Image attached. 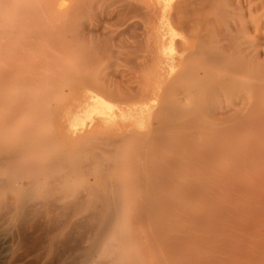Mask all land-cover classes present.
<instances>
[{
    "label": "rangeland",
    "instance_id": "rangeland-1",
    "mask_svg": "<svg viewBox=\"0 0 264 264\" xmlns=\"http://www.w3.org/2000/svg\"><path fill=\"white\" fill-rule=\"evenodd\" d=\"M9 3H8V2ZM33 1V2H32ZM32 1H28V0H0V14H1V16H0V29H3V30H0L1 31V34H0V38H1V40L4 42V39L6 38H8V40H6V42L7 43H5L4 42V45L6 44V46H8L7 48H5V49H3V51H0V52H2V53H7V56H11V54L9 53L10 52V50L9 49H11V48H9V46H11L12 47V45H13V47H12V49H11V53H12V58H13V54H15V55H19V53H20V55L22 56V55H24L25 54V57H26V55H27V57L28 56H30V54H32L31 56H33V60H30L32 63H28L27 62V59H32L31 57L30 58H27L26 57V62L24 61V59H22L23 61H24V63H28L26 66L23 64H21L22 65V67L24 68H22V70H25V71H23V72H25V74H27L26 76L27 77H31V76H33L32 77V79H34V81H35V78H34V76L35 77H39V78H41V76H42V78L44 79H41L40 81H38L39 83L40 82H42V83H40V85H38V89L39 90H37V89H33V91L32 92H34V95H33V93H30L31 91L30 90H32V88L30 89L29 87H31V86H28L25 82H23V83H25V85H27L26 86V88L27 89H30L29 91L30 92H28V90H26V89H21V87H19V85H18V89L20 88L21 89V91H22V95H23V93H30L29 94V96L27 97V95H28V93H27V95H25L26 97L25 98H27L25 101H23V103L24 102H26V103H24V105L26 104V107H22V110L23 111H21V110H19V105L21 104V102H20V104H19V101H18V99L20 98L19 97V94L18 93H20V92H17L16 90L17 89H15V87L17 88V84L19 83H17V79H16V77H15V83H11V81L12 82H14L13 81V79L11 80V78L12 77H14V76H19V75H21L22 74V72H21V69L19 70V68H18V70L21 72V74H20V72L17 70V73H18V75H17V73L15 72H13L14 70H16V69H14V70H12V72L10 73L9 72V70L7 71V72H9V76L7 77L8 79L10 78V76H12V75H14V74H16V75H14V76H12L11 78H10V84H13L14 86H12L14 89H12L11 90V85H9L10 87V90H9V88H8V86L7 85H4V84H2V85H4V86H6L5 88H4V86H3V88L5 89V91H6V93L8 92V91H13V92H11V93H14V91H15V93L14 94H16L15 96L17 97V94H18V99L16 100V97L15 96H11V93L10 92H8L7 94H9L11 97L9 98L8 96H7V94H4V95H6L9 99H11V101L13 102V107H12V105H10V103H11V101L10 100H8V99H6L7 100V102L9 103V104H7L6 106L5 105H3V104H6L7 102H6V100H3L2 98H0L1 99V101H2V108L4 109V110H6L5 108H7V109H12V111H14V110H17L18 109V111L19 112H21V113H17V111H15V112H13V114H14V116H13V114L12 113H9V112H12L11 110L9 111V110H7L6 112H8V113H5V111L4 110H1L2 111V113H1V115H6V114H8L7 116L9 117H12L11 119L14 121V120H16V119H18L17 121H14V126L12 125V123H13V121H9L10 122V124H7V125H5V126H7V127H5L6 129H8V131L6 132V130L4 129V128H2L3 130H2V132H3V134H4V136H2L3 134L1 133V128H0V137H2L1 138V142H0V150H1V148H2V152L1 153H4L5 152V155L7 156H9V154H11L12 156L14 155L13 154V151L15 152V148H16V150H19L20 148H25V149H27V147H26V145L27 146H29V141H27V140H30L31 139V143L34 145V146H32L33 147V149H36L35 147H36V144L37 145H39V144H41L40 146H44L45 148H42L43 149V151L44 150H46L47 152H48V154H49V152H51L49 155H51V156H54V154H55V156L53 157L54 159H55V161L57 162V165L55 164V166H58V167H53L52 165H51V168H53L54 170H55V172H56V175H57V172H58V174L59 175H63V177H64V179L66 180V185H67V187H69V189H74V184H75V187L77 186V189H80V187L78 188V185L79 186H81L82 187V189H80V190H82V192H84V194L85 193H87V194H85V195H87L88 197H93L94 196V193H92V192H96V191H98L96 188L98 187V188H103V191H104V194H105V192H106V190H108V188L110 189V190H108L107 192H111L112 191V194H113V196L111 195V193H110V195H109V197L110 196H112L113 198H115L116 197V195H117V192L118 191H120L119 193H118V195L119 194H121V195H119L120 197H118L119 199L120 198H123V200L122 199H120V200H122V201H120L119 199V202L121 203V202H123V205H121L120 203H118V207H119V205H120V207H119V209L122 207V206H124L123 208H121V210H119V212L120 211H123V212H121L122 214H123V216L120 218L121 220H122V222L124 223H121V221H120V225H118L117 226V231H119V233L117 234V238H124V237H126V239L128 238V240L127 241H125V243H127V242H129V244L127 243V245L123 242V240L122 241H118L117 242V244H116V246H119V248L121 247V246H128V247H130L129 249L131 250V248L133 249V250H131V251H134V252H138L139 251V253H142L143 254V252H144V254H145V256L147 257V255H149L148 256V260L150 261V263H152V262H154L153 261V259L151 258V257H155V256H158V255H167L168 256V259H170L169 258V256L171 257V259L173 260V262H172V264H177L178 262H180L179 264H182V262H183V264H188V263H190V264H197V263H200V264H202L203 263V261H204V263L203 264H237L238 262H237V257L235 256V255H237V252L236 251H234V250H237V248L234 246V247H232V246H230V244L229 243H231V245L233 244L232 242H234L235 240H237V236L234 234H232L233 236H235V239H233V237L232 236H230V233H231V231H233L234 230V228H235V230L237 229V227H236V224H237V222H236V216H235V211H232V207L231 208H228V210L227 209H225V208H227V206H225V208H224V210H226V212L223 210L222 211V214H221V212L220 213H218L219 215H217V219H207L206 218V216L208 215V217H210V215H209V213L211 214L212 212H215V211H218V210H215V211H213L215 208H216V206H214V204L216 205L217 203H218V201H219V199H222V197H223V199H225V200H222V201H219V202H221V203H223V205L226 203L227 205L229 204V203H231V205H235L236 204V202H237V192H233L234 190L232 189L231 190V187H229L228 186V183H227V178L226 177H223V178H221V179H223V180H221L220 178V180H216V181H214V180H211V182H208L207 180H205V179H203V177L201 178L200 176L202 175V173H203V170L204 171H206V169H207V172L211 169V167L208 165V164H213L214 166H215V164H216V161H215V163H213V161H210V162H212V163H210L208 160H206L205 159V157L207 158V156H209V160H210V158L212 157V159L214 158V159H216V160H218L219 159V156H217V154L219 153H217V147H215L216 149H214V150H217L216 152H213L212 150L210 151V148H209V150H207V151H210V152H213L214 154H216V156L218 157H216L215 155H213L212 153V155H210V153H208L209 155H207V156H205V154L203 153V152H206L205 151V149H208V146H211L208 142L211 140V141H213L214 139V135H216L215 136V138H217L218 136H217V134L219 133L217 130H222V129H220V128H223V127H226L227 126V133L228 134H230L229 133V131H231V129L230 130H228L230 127H231V125H232V123L230 122L232 119H230V120H228V116L230 117V115L232 116V115H235L236 113L239 115V112H237L238 110V108L236 109V113H234V112H232L233 110L232 109H235L234 107H236V106H238L239 104H240V99L239 98H241V96L239 95V94H242L240 91L242 90L241 89V87L239 86H237V85H239V82H240V79H241V74L239 73V69L237 68L236 69V65L238 66V64H236V62H235V65L234 64H232V62H230V61H232V59H234L233 58V56H230V54H232V52L234 53H236L237 55H238V53L236 52V51H231V49L233 50H235V47L236 46H234L233 45V47L234 48H232V44H234V42H235V45L236 44H238L237 46L238 47H240V49H241V51H243L244 50V48L247 46V45H254V44H257V45H263L264 44V41H263V39H264V11H262L263 10V8H264V0H260L261 1V3H260V1L259 0H183L184 1V4L182 3L183 1L182 0H180L178 3H177V0H128V2H127V0H125V1H123L124 2V4L120 1V0H108V2H107V0H95L96 2H94L93 3V0H91L90 2L91 3H93L94 5H92V4H90L89 2H87V4L89 5H86V3H81V2H83V0L81 1V0H57V2H56V0H53V1H55L54 3H53V1L51 2H49V0H43V1H46V2H49V3H51V8H50V4L49 3H45V2H43V5H42V0H32ZM38 1H39V4H38ZM65 1H66V3H65ZM76 1H78V4H77V2ZM88 1V0H87ZM112 1H115V2H112ZM131 1V2H130ZM187 1V2H186ZM197 1V2H196ZM211 1V2H210ZM222 1H223V3H222ZM234 1H235V3H234ZM257 1H259V4H258V2ZM263 1V2H262ZM2 2V3H1ZM6 2V3H5ZM13 2V3H12ZM20 3V5H19V3ZM32 4L33 3V5L31 6L30 5V3ZM61 2H62V5H60L61 4ZM79 2L81 3V4H79ZM84 2H86V0L84 1ZM138 2V3H137ZM190 2H192V3H190ZM4 3V4H3ZM29 3V5L31 6V7H29V5H28V7H24L25 6V4H28ZM45 3V4H44ZM53 3V4H52ZM56 3V4H55ZM75 3H76V5H75ZM98 3V4H97ZM102 3V4H101ZM117 3H118V5H117ZM129 3L131 4V6H130V8L133 6V8H129L130 9V11H128V10H126L125 8H127V7H129ZM137 3V5L135 6V4ZM202 3V4H201ZM218 3H220V4H222V5H224L223 6V9L224 10H226V13H225V11L223 10V9H221V10H223V11H221V10H219L220 11V13L218 12V11H216L217 9H220L221 7H222V5H221V7H219L220 6V4H218ZM232 3V4H231ZM234 3V4H233ZM10 4V5H9ZM16 4V5H15ZM22 4H24V6H23V9L24 10H21V9H19L17 6L19 5L20 7H21V5ZM48 5L47 7H46V9H49V10H45V11H43L42 12V9L40 8V7H42V6H44L45 7V5ZM68 6H67V5ZM73 4V7L71 8V5ZM82 4H84V5H86L85 7L87 8L86 10H82V9H85L84 8V5H82ZM116 4V5H115ZM175 4H179L178 6L180 7V8H178V6H174ZM186 4H188V5H186ZM4 5V6H3ZM7 5V7H5ZM78 5H80V6H78ZM119 5H121V6H119ZM127 5V7H123V6H126ZM182 5V6H181ZM185 5V6H184ZM200 6V7H196V6ZM214 5V6H213ZM216 5H218V6H216ZM54 6V7H53ZM56 6V7H55ZM59 6H60V8H62L63 10H61L60 8H59ZM76 6L77 7H81V6H83L81 9H79V8H77L76 9ZM91 6V7H90ZM96 7V8H93V7ZM107 6V8H105ZM185 8H184V7ZM188 6H189V8H188ZM193 7V10H192V8H190V7ZM208 6V7H207ZM217 8H216V7ZM2 7H3V9H2ZM16 7V11H15V9H13V8H15ZM35 7L36 8H40V9H35ZM53 7V8H52ZM66 7V8H65ZM71 9H70V8ZM98 7V8H97ZM103 7V8H102ZM122 7V8H121ZM135 7V8H134ZM204 7V8H203ZM260 7V8H259ZM263 7V8H262ZM17 8L19 9L18 11H17ZM26 8V9H25ZM56 8V9H55ZM64 8H65V10H64ZM73 8H75V10L73 9ZM103 9V10H101V9ZM139 8H140V11H139ZM142 8V9H141ZM177 8V13H176V11H174L175 9ZM195 8V9H194ZM214 8H216V10H213ZM227 8V9H226ZM8 9V10H7ZM54 9V10H53ZM58 9V10H57ZM67 9V10H66ZM74 10V11H76L75 13H77V12H80V10H82V12H80V13H82V14H86L87 13V15L89 14L90 16H91V14H92V16L93 17H88L87 18V15H80V13H78V14H73L74 16H71V14L68 12V10ZM118 9H120V10H118ZM124 9V10H123ZM132 9L133 10H135V11H132ZM178 9H179V11H180V16L178 15V13H179V11H178ZM202 9V10H201ZM7 10V11H6ZM12 10H14V11H12ZM36 10L38 11V10H40V13L38 12H36ZM43 10H44V8H43ZM53 10V11H52ZM77 10H79V11H77ZM88 10V11H87ZM99 10H101V11H99ZM118 10V11H117ZM138 12H137V11ZM145 10V13H147V14H145L143 11ZM189 10H190V12L192 13L193 12V16L192 17H190V15H192L190 12H189ZM195 10V11H194ZM199 10V11H198ZM204 10V11H203ZM205 10L207 11L206 12V14H205V16H204V13H205ZM260 10V11H259ZM1 11H3V12H1ZM26 11V12H25ZM48 11V12H47ZM49 11H50V13L51 14H49ZM64 11V13H62L61 14V12H63ZM84 11V12H83ZM86 11V12H85ZM93 13H92V12ZM94 11H96V12H94ZM99 11V12H98ZM123 11V12H122ZM124 11H126L125 13H124ZM129 13H128V12ZM189 13H188V12ZM213 11H216V12H218V13H216V14H214L215 12H213ZM235 11V12H234ZM8 12V13H7ZM12 12V13H11ZM15 12H18V13H15ZM36 12V13H35ZM46 13L45 15L43 14V13ZM54 12V13H53ZM57 12V13H56ZM58 12H60V14L58 13ZM67 14H69V15H66V13ZM118 12V13H117ZM133 12V13H132ZM142 12H143V14H142ZM181 12H184V13H181ZM194 12H197V13H194ZM198 12H202V13H198ZM212 12V13H211ZM223 12V13H222ZM8 14V15H6V14ZM123 13V14H122ZM140 15H139V14ZM149 13V14H148ZM221 13L223 14V16L226 18V19H224L223 18V16H221ZM224 13H225V15H224ZM233 13V14H232ZM3 14H4V16H5V18L3 17ZM9 14H10V16H9ZM43 14V15H42ZM64 14H65V16H64ZM137 14H138V16H137ZM173 14H174V16H173ZM183 14V15H182ZM189 15V16H186V15ZM195 14H197V16H195ZM219 14V15H218ZM231 15V20H230V16H228V15ZM260 14H262V15H260ZM16 15V16H15ZM42 15V16H41ZM56 15H58L57 17H55ZM60 15H61V18H65L66 20H68L67 21V23H69V24H67L66 26H65V22L63 23L64 24V27H66L67 28V26L68 25H70V23H72V22H74V23H72V26L70 27V28H67V29H70L69 31H68V33H70L69 35H68V33H65V34H67L68 35V37H65V36H63V38H61V33H62V35H64V32L66 31L67 32V30H63L64 29V27H63V25H59V23L60 24H62V22H63V20H65L64 18H63V20L61 19V18H59L60 17ZM63 15V16H62ZM78 15H80V16H78ZM122 15L123 16H125V17H122ZM199 15H203V16H201V17H203V18H201V19H199L200 18V16ZM215 15V16H214ZM9 16V17H8ZM15 18H17V19H15ZM41 16V17H40ZM46 17V19H44L45 20V23H44V21H43V19H41V18H45ZM71 16V17H70ZM172 16V17H171ZM177 16V17H176ZM184 16V17H183ZM195 16V17H194ZM217 16H218V18H217ZM219 16H221V17H219ZM232 16H233V18H232ZM235 16V17H234ZM259 16H261V17H259ZM8 17V18H7ZM11 17V18H10ZM13 17V18H12ZM52 17V18H51ZM68 17V18H67ZM78 17L80 18V17H82V19L80 18V19H78ZM175 17V18H174ZM194 17V18H193ZM2 18V19H1ZM39 18V19H38ZM47 18H48V20L49 19H52V22H54V23H52V25H53V27H52V25L49 23L51 20H47ZM69 18H71L72 20H69ZM121 18V19H120ZM181 18H182V20H181ZM187 18V19H186ZM193 18V19H192ZM217 19V20H213V19ZM9 19H10V21H9ZM14 19V20H13ZM40 19H41V21H40ZM53 19H55V20H53ZM123 19V20H122ZM125 19V20H124ZM127 19V20H126ZM146 19V20H145ZM175 19V20H174ZM185 21H184V20ZM196 19V20H195ZM197 19H199V20H197ZM203 19V20H202ZM221 20V22L219 21V20ZM231 21V24H230V21ZM4 20V21H3ZM13 20V21H12ZM17 20H18V22H17ZM39 21V22H37V21ZM56 20H58V21H56ZM60 20H62V21H60ZM86 20H88V21H86ZM188 20V21H187ZM210 20V21H209ZM226 21V23H225V21ZM228 20V21H227ZM237 20H238V22H237ZM3 21V23H1ZM22 21V22H21ZM35 21V22H34ZM60 21V22H59ZM75 21H77V23L75 22ZM80 21H82V22H80ZM90 21V22H89ZM98 21V22H97ZM126 21H127V23H133L132 24V26H131V24H127L126 23ZM137 21V22H136ZM139 21V22H138ZM174 22V24H173V22ZM214 21L215 22H217L216 24H219V25H217V26H221V27H223V28H225L226 30L224 31V29L223 28H221V27H219L220 28V30L219 29H216L217 28V26H215L214 25ZM219 21V22H218ZM40 22H41V24L42 25H40ZM50 24L49 26H47L48 24ZM58 22V23H57ZM87 22V23H86ZM90 24H89V23ZM92 22L94 23V24H92ZM177 23V25H176V23ZM180 22H182L183 23V25H182V23H180ZM186 22V23H185ZM187 22H189L188 24H187ZM195 22L196 23H198V27H199V31L197 30V24H195ZM201 22V23H200ZM211 22H213V23H211ZM8 23V24H7ZM14 23V24H13ZM21 23H26V24H29L28 26H29V28H28V26H27V29H26V25H24V24H21ZM37 23V24H36ZM78 24L77 26H75L76 28L78 27V26H82V28H80V31H81V33L80 32H78L79 34H80V36H79V39H78V34L76 35V33L75 32H77L76 30H78V28L76 29L75 27H74V29H75V31H74V29L72 28L73 26H74V24ZM191 23V24H190ZM209 23V24H208ZM222 23V24H221ZM238 23V24H237ZM2 24H4V25H2ZM57 24V27H59L60 26V28L61 27H63L62 28V31H61V29L60 28H57L58 30L57 31H59L60 33H59V35H58V32H56L55 31V35L53 36V34H50L49 33V31L51 32H53L54 31V27H56L55 25ZM136 25V27H135V25ZM181 24V25H180ZM202 24H204V25H202ZM208 26H207V25ZM221 24V25H220ZM225 24V27L223 26ZM231 26H230V25ZM9 25H11V26H9ZM21 25H24V27L25 28H23V29H20L19 27L21 26ZM52 27V29L50 30V29H47V27ZM87 25V26H86ZM143 25V26H142ZM192 25V26H191ZM193 25H194V27H193ZM239 25V26H238ZM33 26H35V27H37V28H35V27H33ZM46 27V29L47 30H49V31H47V33H46V30H45V32H43L42 30H44V29H42V30H40L39 31V27ZM83 26H84V28H83ZM140 26H142L141 27V29L139 28ZM189 26V27H188ZM212 26V27H211ZM226 26L227 27H229V29L228 28H226ZM232 26H233V28L236 30V28L238 29V31H235V30H232ZM9 27H11V28H9ZM14 27V28H13ZM22 27V26H21ZM92 27V29L90 30V28ZM190 27L192 28H194V30H193V28L192 29H190ZM205 27V28H204ZM209 27V28H208ZM239 27V28H238ZM65 28V29H66ZM93 28H94V30H93ZM184 28V29H183ZM188 28V29H187ZM11 29V30H10ZM82 29H84V31L82 30ZM88 29H89V31H88ZM186 29V30H185ZM189 29L191 30L190 32H189ZM215 29L217 30V31H215ZM221 29H223V33H225V34H222V31H221ZM6 30H7V32H6ZM25 30H26V32H25ZM56 30V29H55ZM197 30V31H196ZM230 31V34L232 35V36H234L235 34L237 35L238 33L240 34H238L239 35V37L238 36H234V38H235V41L233 40V39H231V40H233V41H231V40H229L228 38H232V36L231 37H229L230 36V34L228 35V34H226V31ZM9 31V32H8ZM73 33H72V32ZM83 31V32H82ZM86 31V32H85ZM93 31H94V33H93ZM186 31H187V33H186ZM205 31V32H204ZM218 31H220V33L222 34V37H221V35L219 36V33L218 34H216ZM16 32V33H15ZM31 32V33H30ZM33 32H35V33H33ZM38 32V33H37ZM44 34H43V33ZM88 32V33H87ZM102 32V33H101ZM105 32H107L106 33V35L105 34H103V33H105ZM124 32V33H123ZM191 34V36L192 37H190L189 35V33ZM214 32V33H213ZM234 32V33H233ZM263 32V33H262ZM23 33V34H22ZM30 33V34H29ZM33 33V34H32ZM37 33V34H36ZM45 33H46V35H45ZM49 33V34H48ZM73 35H75V36H73ZM75 33V34H74ZM82 33H84L85 35H82ZM90 33V34H89ZM99 33H101L100 35H99ZM130 33V34H129ZM203 33V34H202ZM207 34V36H206V34ZM227 33H229V32H227ZM14 34H15V36H14ZM26 34L28 35V36H26ZM35 34V35H34ZM41 34V35H40ZM57 34V35H56ZM119 34H121V35H119ZM189 34V35H188ZM203 35L202 36V38H203V40H204V42L202 41V39H201V43H198L197 42V40L200 38L199 36H201V35ZM12 35V36H11ZM23 35H24V37H23ZM32 35H33V37H32ZM66 35V36H67ZM70 35H72L71 37H72V39L71 40H69V38H70ZM83 37H82V36ZM88 35V36H87ZM99 35V36H98ZM105 35V37H103ZM218 35V37H215V36H217ZM11 37V38H9V37ZM31 36V37H30ZM36 36V37H35ZM41 36V37H40ZM44 36L46 37V38H44ZM57 36V37H56ZM58 36H60V37H58ZM85 36H87V37H85ZM93 36V38L96 40H94L93 38H91ZM98 37V38H95V37ZM101 36V38H99ZM113 36V37H112ZM193 36H197V37H195V39H193ZM227 36V37H226ZM25 38L24 40H23V38ZM27 37H28V39H27ZM51 37H53V38H51ZM67 39H65V38ZM75 37H77V38H75ZM84 37H85V39H84ZM119 37V38H118ZM226 37V38H225ZM29 38H30V40H29ZM34 38V39H33ZM37 38H38V40H37ZM41 38H43L44 40H41ZM61 38V39H63V41H65L66 43H65V45L67 46L66 47V49L67 50H69V51H66L65 50V46H64V43L63 42H60V40L59 39ZM103 38V39H102ZM107 38H108V40H110V41H107ZM138 38V39H137ZM181 40H180V39ZM213 38V39H212ZM220 38H225V40L223 39H220ZM40 39V40H39ZM55 39H56V41H55ZM58 39V40H57ZM65 39V40H64ZM84 39V40H83ZM177 39V40H176ZM207 39H210L209 41L210 42H212V43H210V45H209V42H208V40ZM212 39V40H211ZM218 39L219 40H221L220 42L222 43L221 44V46H223V48H224V46H225V44L226 43H228V44H230L231 45V48H230V45H229V48L227 47V46H225V48L226 49H228L227 51L225 50V48L224 49H221V47L220 48H218L219 46H220V42L218 41ZM227 39V40H226ZM17 40V41H16ZM36 40V41H35ZM193 40V41H192ZM200 40V39H199ZM230 42H229V41ZM2 41H0V44L2 43ZM26 41V42H25ZM28 41V42H27ZM47 42L48 41V43H46V45H47V48L45 47L46 45L43 43V42ZM49 41H50V43H51V45H50V43H49ZM58 41V43H56ZM95 41V42H94ZM102 41H104V42H106V43H104V42H102ZM177 41H178V43H177ZM181 41V42H180ZM224 41V42H223ZM10 42H12V44L10 43ZM20 42V45L18 44ZM23 42H25V43H23ZM42 42V43H41ZM59 42H60V44H59ZM74 44H73V43ZM81 42V43H80ZM99 42V44H96V43H98ZM101 42H102V44H101ZM109 42V44H107ZM138 42V43H137ZM200 42V41H199ZM208 43V44H206V43ZM217 42H218V44H217ZM263 42V43H262ZM8 43H9V45H8ZM28 43L31 45H28ZM36 43H40V44H44V45H42V50H41V48L39 49L38 47H36V46H38V44H36ZM55 43V44H54ZM78 43V44H77ZM142 43V44H141ZM197 43H198V45H197ZM205 43V44H204ZM223 43H225L224 45H223ZM22 44V45H21ZM24 44V45H23ZM72 44V45H71ZM80 44H83V45H81V47H79L80 46ZM182 44L184 45V46H182ZM192 44V45H191ZM205 45V46H201V45ZM3 45V44H2ZM1 45V46H2ZM28 45V46H27ZM35 45V46H34ZM50 45V46H49ZM59 46V47H62V48H57V46ZM69 45V46H68ZM78 45V46H77ZM87 45V46H86ZM104 45V46H103ZM107 45V46H106ZM137 45V46H136ZM180 45V47L181 48H177L178 46ZM190 45V46H189ZM199 46V47H197V46ZM212 45V46H211ZM214 45V46H213ZM15 46V47H14ZM20 48H19V47ZM33 46V47H32ZM56 46V47H55ZM71 46V47H70ZM99 46V47H98ZM140 46V47H139ZM200 46L202 47V48H200ZM209 46V47H208ZM26 49H25V48ZM38 48L37 50H36V48ZM40 47V46H39ZM44 47H45V49H44ZM54 47V48H53ZM64 47V48H63ZM78 47H79V49H78ZM88 47H90V48H88ZM103 47V48H102ZM184 47V48H183ZM192 47V48H191ZM196 47V48H195ZM238 47H236V48H238ZM14 48L16 49V50H14ZM32 50H34L33 48H35V50L34 51H32ZM69 48V49H68ZM71 48V49H70ZM86 48V49H85ZM109 48V49H108ZM205 48L207 49V50H205ZM214 48H218V49H215V50H213ZM2 49V48H1ZM0 49V50H1ZM28 49V50H27ZM44 49V50H43ZM73 49V50H72ZM100 49V50H99ZM189 49H190V51H192V49L193 50H195L193 53H191L190 51H189ZM197 49H198V51H197ZM211 49V50H210ZM13 50L15 51V53H13ZM19 50H20V52H19ZM24 50V51H23ZM30 50V51H29ZM48 50V51H47ZM54 54L55 53V55H59V57L57 58V57H55V59H53L52 60V58L54 57V55L52 54V55H49V54H51L50 53V51ZM65 50V51H64ZM202 50H204V51H202ZM210 50V51H209ZM218 50V51H217ZM224 52H223V51ZM238 50H239V48H238ZM237 50V51H238ZM8 51V52H7ZM28 51V52H30V53H28V54H26V52ZM32 51V52H31ZM41 51V52H40ZM44 51H46V53L44 52ZM54 51V52H53ZM189 51V53H187ZM212 51V52H211ZM216 52V53H214V52ZM230 51V52H229ZM241 51L239 52L240 54L238 55V58H239V56L241 55ZM33 52H38L39 54L40 53H42L39 57H38V55L37 56H35L37 53H33ZM44 52V53H43ZM77 52V53H76ZM87 52H89V53H91V57L95 54V55H97L96 57H95V55H94V57L91 59V57L89 58V61H88V58H86V57H89V56H87V55H89ZM95 52V53H94ZM201 52V53H200ZM204 52V53H203ZM218 52H219V54H218ZM223 52V53H222ZM226 52H229V54L228 53H226ZM9 53V54H8ZM23 53V54H22ZM63 53H65V54H63ZM85 53H87V55H86V57H84V54ZM93 53V54H92ZM118 53V54H117ZM132 55H131V54ZM195 53V54H194ZM198 53H200V54H198ZM212 55H211V54ZM221 53V54H220ZM226 53V54H225ZM234 53V54H235ZM1 54V53H0ZM67 54H69V55H67ZM75 54H79V55H82V56H80L79 57V55H78V57L77 56H75ZM98 54H99V56L100 57H98ZM122 54V55H121ZM149 54V55H148ZM188 54H191L192 55V58H191V55H190V57H189V55ZM203 54V55H202ZM206 54V55H205ZM210 54V55H209ZM214 54H216V55H214ZM218 54V55H217ZM224 54V55H223ZM2 55V54H1ZM1 55H0V57H1ZM14 55V56H15ZM47 55V56H46ZM66 55V56H65ZM116 55H118V57L116 56ZM127 55V56H126ZM128 55H130V56H128ZM138 55V56H137ZM196 55V56H195ZM209 55V56H208ZM225 55L227 56V55H229V57H225ZM3 56L5 57V54H3ZM2 56V58H3V60L0 58V64H1V62L3 63L5 60L7 61V63H4V66L6 65L7 66V68H9V69H12L11 67H13V68H15L13 65H11V67H8L9 65H8V61H9V59H10V61H11V59L12 58H9V59H7V58H4ZM6 56V57H7ZM21 56H19L20 58H24V57H21ZM51 56H53V57H50ZM63 56H65L64 58H63ZM71 56V57H70ZM73 56V57H72ZM124 56V57H123ZM186 56H188L189 58H187ZM197 56H199V57H197ZM210 56L212 57V58H214V59H212V58H210ZM216 56V57H215ZM67 57V58H66ZM85 58V60H84V58ZM97 57L99 58L98 60H97ZM108 57H110V58H108ZM122 57V59H120ZM205 57V59H203ZM207 57V58H206ZM221 57V59H223V62H222V60H220L219 59V61L220 62H222V66H221V63L220 64H217V58H220ZM222 57H224V58H222ZM234 57H236L235 59L236 60H238L237 59V56H234ZM39 58H41V60L39 59ZM45 58H47V59H49L50 61H51V63H50V61H48L47 62V60L45 59ZM57 58V59H56ZM64 60H63V59ZM71 59L72 60V58H73V60H72V63H71V60L69 61V59ZM75 58H77V59H75ZM95 58H96V60H95ZM101 58V59H100ZM103 58V59H102ZM124 58V59H123ZM127 58H128V60H127ZM131 58H133V59H131ZM186 58L188 59V60H186ZM202 58V59H201ZM216 58V59H215ZM228 58H230L229 59V63H227V61H228ZM5 59V60H4ZM18 59V60H17ZM39 59V60H38ZM111 59V60H110ZM194 59V60H193ZM197 59V60H196ZM201 61H199V60ZM206 59H208V60H206ZM210 59H212V61L210 60ZM225 59H226V63L224 62L225 61ZM14 60V59H13ZM12 60V61H13ZM16 60V62L18 61V62H22L18 57L15 59ZM35 60H38V61H40V62H35ZM45 60H46V63H45ZM58 60H60V62L58 61ZM95 60V61H94ZM101 60H103V61H101ZM130 60V61H129ZM203 60V61H202ZM214 60H216V61H214ZM9 61V62H10ZM29 61V60H28ZM56 61H58V62H56ZM63 61V63L61 64V62ZM68 61H69V65L67 64L68 63ZM86 61H88V62H86ZM90 61H92V63L90 62ZM93 61H94V63L95 64H99L100 62H102L101 63V67L99 66V65H95L96 67H97V70L94 68V63H93ZM99 61V62H98ZM109 61L111 62L110 63V65H109ZM115 61V63L116 64H114L113 62ZM118 61V62H117ZM189 61H191V63L189 62ZM193 61V62H192ZM206 61V62H205ZM210 63H212V65L211 64H209V62ZM239 61V60H238ZM241 61V60H240ZM15 62V63H16ZM67 62V63H66ZM76 63L74 66H73V63ZM85 62V63H84ZM96 62H98V63H96ZM188 63V64H185V63ZM233 62V63H234ZM38 63H40V64H42V63H45L46 65L44 66V64H42L43 66H39V65H37L38 67H40V70L41 71H39L37 68H35V69H37V72H39V73H35V71H33V73H32V70H34V67H36V64H38ZM49 63V64H48ZM114 64V65H117L116 67L114 66V65H111V64ZM118 63V64H117ZM130 63V64H129ZM137 63V64H136ZM140 63V64H139ZM190 63V64H189ZM197 63H199V64H197ZM219 63V62H218ZM238 63H240V62H238ZM12 64H14V63H12ZM34 64H35V66H34ZM51 64V65H50ZM72 64V65H71ZM104 64H106V66L107 67H105V65ZM120 64V65H119ZM206 64H208V65H206ZM227 65V67H228V69H232V71H230L229 70V72H228V69L224 66V65ZM230 64H232L230 67H229V65ZM16 65V64H15ZM31 65L33 66L32 68H31ZM80 65V66H79ZM82 65H84L85 66V68H84V66H82ZM135 67H134V66ZM192 65H193V67H192ZM195 65V66H194ZM200 67H199V66ZM220 65V66H219ZM234 65V66H233ZM1 66V70H0V72L3 70V65H0ZM3 66V67H2ZM6 66L4 67V70L3 71H5L7 68H6ZM53 66V67H52ZM72 66H73V69H71L72 68ZM90 66H93V69H92V67H91V69H90ZM108 66H109V68H108ZM110 66L112 67H115V68H110ZM121 66H123V67H121ZM129 66H132L131 68L129 67ZM198 68H197V67ZM205 68H203V67ZM206 66V67H205ZM218 68H217V67ZM18 67V66H17ZM16 67V68H17ZM28 67V68H27ZM48 67V68H47ZM51 67V68H50ZM55 67V68H54ZM79 67V68H78ZM81 67V68H80ZM83 67V68H82ZM103 67H105V69L103 68ZM129 67V68H128ZM182 67V68H181ZM192 67V68H191ZM209 67V68H208ZM220 67V68H219ZM227 69H225V68ZM239 67V66H238ZM6 68V69H5ZM25 68H27V69H25ZM29 68H31V69H29ZM47 68V69H46ZM61 68V69H60ZM62 68L65 70H63L62 71ZM66 68V69H65ZM67 68H69V70H67ZM104 69V71H102V69ZM127 68V69H126ZM189 68H191L190 70H189ZM193 68H196L195 70H198V71H196L195 72V70L193 69ZM50 70V72H51V70L53 71V74L51 73L50 74V72H47V73H49L48 75H47V73L44 75L43 73H40V72H44L45 73V71L46 70ZM54 69V70H53ZM57 69V71L55 72V70ZM60 69V70H59ZM80 69H82V70H80ZM89 69V70H88ZM120 69V70H119ZM180 69H182V70H184L183 72H181L180 71ZM185 69H187V70H185ZM222 69H223V71H222ZM236 69V70H235ZM27 70V71H26ZM59 70V71H58ZM75 72H74V71ZM85 70V71H84ZM86 70L89 72V74L86 72ZM91 70V71H90ZM92 70L94 71V72H96V76L95 75H92ZM98 70H101V72L100 71H98ZM111 70H113V71H111ZM123 70V71H122ZM191 70H193V72H189V71H191ZM236 72L237 70H238V72H234V71ZM2 71V72H3ZM29 71H31V73L29 72ZM60 71H61V74H60ZM121 71L122 72H124V73H121ZM187 71V72H186ZM200 71V72H199ZM210 71H212V72H210ZM1 72V73H2ZM55 72V73H54ZM62 72H64V74L62 73ZM70 72V73H69ZM86 72V74L88 75H85L84 73ZM93 72V74H95ZM101 73V74H99V76H98V73ZM102 72H103V74H102ZM116 74H115V73ZM179 72L182 74V76L179 74ZM189 72V73H188ZM205 73V75H206V78L204 77L205 75H203L204 73ZM0 73V74H1ZM4 74H5V72H3ZM2 73V74H3ZM12 73H14V74H12ZM69 73V74H68ZM71 73H73V74H71ZM81 73H82V75H81ZM108 74V77H107V74ZM132 73V74H131ZM187 73L189 74V75H187ZM191 73V74H190ZM212 73H213V75H212ZM238 73V74H237ZM1 74V75H2ZM8 74V73H7ZM24 74V73H23ZM28 74H30V76L28 75ZM57 74V75H56ZM59 74H60V76H59ZM66 74V76H64ZM78 74H80V75H78ZM104 74H106L105 76H104ZM139 74H140V76H139ZM176 74H178L179 75V77H178V75H176ZM185 74V75H184ZM6 75V74H5ZM5 75L3 76L2 75V77H4V78H6L5 77ZM54 76V75H56V76H58V77H54L53 79H50V77L49 76ZM75 75H78V77H76ZM86 77H85V76ZM90 75L91 76H93L92 77V79H91V77H90ZM110 75V76H109ZM132 75H133V77H132ZM186 75L188 76V77H186ZM196 75V76H195ZM199 75V76H198ZM203 75V76H202ZM217 75V76H216ZM231 75V76H230ZM22 76V75H21ZM21 76H19V77H21ZM25 76V77H26ZM46 76V77H45ZM52 76V77H53ZM64 76V77H63ZM80 76V77H79ZM100 76H101V79L103 80V78L104 77H107L105 80H107L108 78V83L107 82H105L107 85H108V87L106 88V84H104V82L103 81H101L100 80ZM103 76V77H102ZM125 76H127V77H125ZM128 76H130L131 77V79H130V77L128 78ZM139 76V77H138ZM142 76V77H141ZM190 76V77H189ZM210 76H211V78H210ZM24 77V75L22 76V80L24 81V79L23 78H25ZM81 77H85V79H79V78H81ZM88 77V78H87ZM90 77V78H89ZM96 77V78H95ZM97 77L99 78V81H101V82H103L102 84H104L103 86L99 83V81H97L98 79H97ZM172 77H174V79L172 78ZM182 77V78H181ZM193 77V78H192ZM195 77V78H194ZM199 77V83H198V81H197V78ZM201 77V78H200ZM204 77V78H203ZM222 78V81L223 82H225V83H223L222 84V87H221V85H220V83L221 82H219L220 80H221V78ZM4 78H0V83L2 82L1 80H4ZM66 80H65V79ZM76 78V79H75ZM79 80H78V79ZM87 78V79H86ZM95 78V79H94ZM170 78V79H169ZM191 78V79H190ZM217 78H220V80L219 79H217ZM8 79H5V80H7L8 81ZM28 79V78H27ZM26 78H25V81L27 80ZM32 79H30L29 78V80L30 81H32ZM56 79V80H55ZM63 79H64V81H63ZM97 79V80H96ZM112 79H115V82H114V80H112ZM129 79V80H128ZM189 79L190 80H192V81H189ZM202 79V80H201ZM204 79H206V80H204ZM4 80V81H5ZM18 80H21V78H19ZM22 80H21V82H22ZM29 80H28V84H30V82H29ZM58 80V81H57ZM62 80V81H61ZM80 80H82V82L80 81ZM86 81V83L84 82V81ZM89 80H91L90 82H89ZM92 80H96L95 81V83L97 84H94V81H92ZM104 80V81H105ZM177 80V81H176ZM182 80V81H181ZM185 80V81H184ZM194 80V81H193ZM204 80V81H203ZM209 80V81H208ZM213 80V81H212ZM233 82H232V81ZM239 82H238V81ZM3 81V82H4ZM53 81V82H52ZM55 81V82H54ZM111 81H112V83H111ZM116 81H118V82H116ZM119 81L121 82V83H119ZM210 81L212 82V83H210ZM214 81H216V82H218L219 84H217L216 82H214ZM230 81L232 82V84L230 83ZM2 82V83H3ZM6 82V81H5ZM9 82V81H8ZM36 82V81H35ZM60 82V83H59ZM65 82V83H64ZM88 82V83H87ZM93 82V83H92ZM193 82V83H192ZM197 84H196V83ZM214 82V83H213ZM228 82H229V85H228ZM236 82H238L237 84H236V86H234L235 85V83ZM7 83V82H6ZM22 83V84H23ZM33 83V84H32ZM31 83V85L32 86H35V83L34 82H32ZM53 83V84H52ZM63 83V84H62ZM90 83V84H89ZM112 85H111V84ZM116 83L118 84V85H116ZM123 83V84H122ZM188 85H187V84ZM201 83V84H200ZM202 83H204V84H202ZM210 83V84H209ZM234 83V84H233ZM9 84V83H8ZM20 84V83H19ZM22 84H20V86L22 85ZM89 84V85H88ZM98 84L99 85H101L100 87L98 86ZM121 84H122V86H121ZM127 84V85H126ZM181 84H182V86H181ZM185 84H186V86H185ZM193 84V85H192ZM199 84V85H198ZM207 84H208V86H207ZM230 84L232 85V87H230ZM2 85H1V88H2ZM37 85H36V87H37ZM41 85H45L44 87L46 88V89H48V91H43L45 88L43 87V88H41V90L42 91H40V88L39 87H42ZM53 85V86H52ZM92 85V86H91ZM114 85L116 86V87H114ZM120 85V86H119ZM124 85L126 86V87H124ZM192 85V86H191ZM195 85L197 86V87H195ZM203 85V86H202ZM215 87V85H216V87H215V90L213 89V86ZM219 85H220V87L222 88H220L221 90H216L218 87H219ZM224 85V86H223ZM225 85H226V87H225ZM47 86H48V88H47ZM63 86V87H62ZM95 86H97L96 88H94ZM105 86V87H104ZM118 86V87H117ZM127 86H130V87H128L127 88ZM164 86V87H163ZM172 86H174V87H172ZM175 86H176V88H175ZM218 86V87H217ZM54 87H56L54 90L52 89V88H54ZM59 87H62V88H59ZM104 87V88H103ZM119 87H121V88H119ZM170 87H171V89H173V88H175L174 90H171L170 89ZM179 87V88H178ZM180 87H182V88H180ZM183 87H184V89H183ZM186 87V88H185ZM202 87V88H201ZM233 87H234V89H237V90H234L233 89ZM236 87V88H235ZM238 87V88H237ZM22 88H24V87H22ZM64 88V89H63ZM110 88H116L115 90L118 92L119 91V93L120 94H122V93H124V94H122V97H119V96H121V95H117L116 94V92L114 91V92H112V90L113 89H111L110 90V92L112 93V94H110V92L109 93H107V89H110ZM123 88H127V90H125V89H123ZM132 88V89H131ZM205 88V89H204ZM212 88V89H211ZM229 88V89H228ZM51 89V90H50ZM60 89L62 90L61 92H60ZM98 89V90H97ZM106 89V90H105ZM200 89V90H199ZM201 89H202V91H201ZM204 89V90H203ZM208 89V90H207ZM209 89H211V90H209ZM219 89V88H218ZM234 91H233V90ZM241 89V90H240ZM100 90V91H99ZM123 91V92H121V91ZM128 90H129V92H128ZM137 90V91H136ZM226 90H229V92L228 91H226ZM238 90H240V91H238ZM0 91L2 92V95H0V97H4V95H3V91H2V89H0ZM20 91V90H19ZM26 91V92H25ZM36 91H38V92H36ZM40 91V92H39ZM50 91V92H49ZM104 91V92H103ZM139 91V92H138ZM189 91V92H188ZM204 91H206V92H204ZM208 91V92H207ZM209 91H210V93H209ZM224 91L226 92V94H224ZM232 91H233V93H232ZM17 92V93H16ZM43 92H45L44 94H43ZM126 92H128V93H126ZM132 92H133V94H132ZM134 92H135V95H134ZM177 94H176V93ZM195 92V93H194ZM201 92L203 93V94H201ZM230 93L231 92V94H232V96H231V94L229 95L228 93ZM235 92H237V93H235ZM240 92V93H239ZM37 93V94H36ZM39 93H41V94H39ZM53 95H52V94ZM118 93V94H119ZM126 93V94H125ZM191 93V94H190ZM194 93V94H193ZM200 93V94H199ZM218 93H219V95H218ZM220 93H221V95H220ZM235 93V94H234ZM1 94V93H0ZM35 94L36 95H39V97H41V98H43V99H45V98H47L46 99V102L48 101V99H50L48 102H47V104H45V106H46V108L45 109H47V110H45L46 112L44 113V111H43V109L42 110H40L41 108H44V107H42L41 106V108H40V105H42V103H43V100L40 98L39 99V97L37 96V98H36V96H35ZM50 94V95H49ZM114 94V95H113ZM162 94V95H161ZM168 94V95H167ZM174 94V95H173ZM222 94H224L225 96H223ZM22 95H21V97H22ZM30 95H33L32 97H30ZM41 95V96H40ZM113 95V96H112ZM160 95V96H159ZM186 97H185V96ZM193 95V96H192ZM195 95V96H194ZM198 95V96H197ZM215 95V96H214ZM228 95V97H226ZM52 96V97H51ZM116 96V97H115ZM163 96V97H162ZM171 96V97H170ZM174 96H175V98H177V100L180 102H178L179 103V105H177L176 106V104H177V102H176V104H175V101H177L175 98H174ZM197 96V97H196ZM210 96H213L212 98L210 97ZM220 96H222V97H220ZM236 97V98H238V100L236 99V98H234V97ZM238 96V97H237ZM7 97H5V98H7ZM13 97V98H12ZM24 97V96H23ZM22 97V99H20V100H24L25 98H23ZM61 97V98H60ZM127 97H129V98H127ZM193 97H195V98H193ZM205 97H207V98H205ZM15 98V99H14ZM28 98H29V100H28ZM59 98V99H58ZM124 98H126V99H124ZM194 99V100H196L195 101V104H199V106L197 107V106H194L193 105V107L191 108V106L190 105H192L194 102H192L193 100H191V99ZM197 98H198V100H197ZM202 98H203V100H202ZM209 98H210V100L211 101H209ZM33 99H35V104H36V102L38 103V101H39V105L38 104H36L37 106H39V107H35V104L33 105V103L32 102H34L33 101ZM39 99V100H38ZM51 99H52V101H51ZM94 99H97V102L98 103H100L101 105L99 106V107H104V111L105 112H101V113H99V112H97V113H94L93 115H92V118H90V119H88V118H86L85 117V114H84V112L82 111V109H81V107H79L78 105L79 104H85V103H89V102H87L86 100H88V101H90L91 102V100H94ZM170 99V100H169ZM206 99H208V100H205ZM222 99H224V100H222ZM231 99H233V100H231ZM14 100V101H13ZM16 100V101H15ZM42 102H41V101ZM85 100V103H83V101ZM167 100V101H166ZM174 100V101H173ZM18 101V108H16V109H13L15 106H16V102ZM31 101V102H30ZM51 101V102H50ZM184 101V102H183ZM197 101H199L198 103H196ZM204 101V102H203ZM214 101H217L216 103H218V105L217 104H214L215 102ZM15 102V103H14ZM182 102V103H181ZM191 102H192V104H191ZM200 102H201V104H200ZM225 102V103H224ZM238 102H239V104H238ZM28 103H31V108H30V104H28ZM44 103H45V100H44ZM44 103H43V105H44ZM168 103V104H167ZM190 103V104H189ZM204 103V104H203ZM234 103V105L232 106L231 104H233ZM237 103V104H236ZM12 104V103H11ZM187 104H189L188 105V107L190 106V108L192 109V111L190 110V108H189V110L188 109H186L187 107ZM214 105V106H220L221 105V109H219L218 107H216L217 109H212V108H210V107H208V106H211V105ZM8 105H9V108H8ZM22 105V104H21ZM185 105V106H184ZM201 105V106H200ZM203 105H204V107H203ZM224 105H225V107H224ZM233 107H231V106ZM4 106H5V108H4ZM12 108H11V107ZM27 106H29L28 108H29V110H28V108H27ZM161 106V107H160ZM173 106L175 107V109L173 108ZM180 106H181V108H180ZM207 106V107H206ZM214 106H212V107H214ZM223 106V107H222ZM227 106V107H226ZM230 107V109H229V107ZM176 107H178V108H176ZM195 107H196V110H195ZM200 107V108H199ZM32 108H37V109H35V111H42L43 113H38V114H42L41 116H39L38 114H36V112H34V111H32L33 109ZM38 108H40V109H38ZM193 108H194V110H193ZM201 108H202V110H201ZM204 108V109H203ZM211 109V110H213V112L210 110H207V112L209 113V114H213L212 116H210V117H212V119H210V117L209 116H207V114L206 115H204V112H206L205 111V109ZM0 109H1V106H0ZM21 109V108H20ZM31 109V110H30ZM165 109H166V112H165ZM174 109V110H173ZM177 109V110H176ZM181 110V112H180V110ZM222 109H223V111H222ZM168 110H169V112H168ZM177 112H176V111ZM184 110V111H183ZM200 110L203 112V113H201L200 112ZM216 110H218V111H216ZM225 110L226 111H228V112H230V110H232L230 113H228V114H230V115H228L227 117H226V115H227V113L225 112ZM0 111V112H1ZM3 111H4V113H3ZM29 111V112H28ZM178 111H179V113H178ZM185 111L187 112V114L189 115V117L192 119V122H190V121H188V120H191V119H188L189 117H187L188 115H185L184 116V113H185ZM159 112V113H158ZM168 112V113H167ZM174 112V113H173ZM190 112H191V114L193 115H191L190 114ZM206 112V113H207ZM26 113H27V115H28V119H29V121H28V119H27V121H25L24 122V120L27 118L26 117ZM29 113H30V115H29ZM153 113V114H152ZM158 113V114H157ZM162 113H163V115H162ZM167 113V115H165L164 116V114H166ZM170 113H171V115H170ZM182 113H183V115H182ZM195 113V114H194ZM196 113H198L199 115H201L202 114V117L201 116H197V114ZM216 113H217V115H216ZM222 113H224V114H222ZM231 113H234V114H231ZM12 114V115H11ZM32 114L34 115L35 114V116H39V117H41L40 118V120H43L44 122V125H42V122H41V124H40V122H39V117L37 118V120L36 121H34V123L32 124V122H31V124H32V127H30V128H33L34 129V131L35 130H37L38 128H37V126L40 124L41 126H39V130H37V131H35L34 132V134L37 132V133H39V132H42V133H39L40 135H38V134H33V131L29 128V124L30 123H27V122H30L31 120L30 119H32V120H35V118L36 117H34V118H30V117H33L32 116ZM161 114V115H160ZM178 114V115H177ZM221 114V115H220ZM226 114V115H225ZM236 114V115H237ZM23 115V116H22ZM173 115H175L176 116V118L173 116ZM180 115V116H179ZM225 115V118H224V123H223V120L221 119L222 117H220V116H224ZM238 115H237V117H238ZM18 116H21V117H18ZM160 116V117H159ZM167 116H168V118H167ZM173 118H172V117ZM194 116H196V118H195V120H194ZM6 117V116H5ZM10 117H9V119H10ZM26 117V118H25ZM162 117H164V118H162ZM166 117V118H165ZM201 117V118H200ZM204 117V118H203ZM208 117H209V120H205L206 118L208 119ZM218 119H217V118ZM234 117H236V116H233L232 118H233V120H234ZM237 117H236V119H237ZM4 118V117H3ZM25 118V119H24ZM80 118V119H79ZM161 118V119H160ZM171 118H172V120H171ZM180 118H181V120H180ZM226 118H227V120H226ZM10 119V120H11ZM47 119V120H46ZM176 119V120H175ZM177 119H179L178 121H177ZM185 119H187V122H190L188 125L189 126H184V127H187V128H183L182 126L183 125H185L184 123L181 125V129H178V127L180 126V122L182 123ZM197 119V120H196ZM204 119V120H203ZM217 119V120H216ZM236 119H235V121H236ZM21 120V121H20ZM49 120V121H48ZM157 120V121H156ZM174 120V121H173ZM211 120V121H210ZM215 121V122H212V121ZM232 120V121H233ZM38 121V122H37ZM45 121H48L49 123H46ZM164 122L165 121V124H164V127H166V128H169V130L168 131H166V128L164 129V127L163 126H158V125H160L161 123H159V122ZM171 122V124H170V122ZM194 121V122H193ZM195 121L197 122V123H199L198 125H197V123H195ZM202 121V122H201ZM205 121V122H204ZM216 121H218L217 123H216ZM221 123H220V122ZM238 121V120H237ZM8 122V123H9ZM17 122V123H16ZM35 122H37V125H35L36 123ZM86 122V123H85ZM177 122H178V124L179 125H177ZM227 122H228V125H227ZM20 123H21V125H20ZM26 125H25V124ZM157 123H159V124H157ZM173 123H176L175 125L173 124ZM192 123H194V124H192ZM206 123H208V124H206ZM219 123V124H218ZM230 123V124H229ZM22 124H24L23 126L24 127H22ZM31 124H30V126H31ZM155 124V125H154ZM157 124V125H156ZM167 124V125H166ZM192 124V125H191ZM205 124V125H204ZM213 124H214V126H213ZM234 124V123H233ZM237 124V123H236ZM10 125V126H9ZM17 125V126H16ZM153 125V126H152ZM161 125H163V123L161 124ZM172 125V126H171ZM194 125H195V127H194ZM206 125H208V127L206 126ZM13 126V127H12ZM19 126V127H18ZM35 126V127H34ZM45 127L46 129H42V127ZM158 126V127H157ZM167 126H169V127H167ZM171 126V127H170ZM190 126H192V127H190ZM198 126H199V128H198ZM207 128H206V127ZM220 126V127H219ZM229 126V127H228ZM15 128V129H13V130H11V128ZM21 127V128H20ZM43 127V128H44ZM152 127H155V128H152ZM176 128V130H173V132H172V129L173 128ZM190 127V128H189ZM196 127H197V129H196ZM212 127V129H209V128H211ZM236 127H238V126H236ZM236 127H234V128H236ZM20 128V129H19ZM48 128V129H47ZM77 128V129H76ZM159 129V131H161V132H163L164 130H165V132H163V134L162 133H160L159 131H158V129ZM174 128V129H175ZM194 128V129H193ZM19 129V130H18ZM24 130V132H23V130ZM29 129V130H28ZM162 129H164V130H162ZM183 129V130H182ZM184 129H186V131L184 130ZM189 129H190V132L192 133V131L194 130V132H195V129L197 130V135H198V137H197V135H195L198 139H199V141H201V139H202V141H201V144H199L200 142H197L198 141V139L197 140H195V136L193 135V133L191 134L190 132H187V131H189ZM208 129V130H207ZM237 129V128H236ZM28 130V131H27ZM148 130V131H147ZM171 130V131H170ZM179 130H182L183 132H184V134H183V132L181 133V135H183V137H182V139H184V138H186L187 136L188 137H191L190 139L188 138H186V139H184L185 141H184V144H182V145H180V143H182V141L180 142L179 140H178V137H180V131ZM203 130V131H202ZM210 130V131H209ZM225 130V129H224ZM13 131H15V133L13 132ZM17 131H19L18 133H17ZM30 132V131H32V132H30L29 134H27V133H25V132ZM204 131H206V132H204ZM208 131V132H207ZM214 131H216V132H214ZM234 131V130H233ZM232 131V132H233ZM5 132H6V134H5ZM22 132H23V134L25 133L26 135H27V137H26V135L24 136V135H22ZM176 132V133H175ZM185 132H187L188 134H186ZM203 132V133H202ZM210 132V133H209ZM211 132H214V133H212L211 134ZM218 132V133H217ZM226 132V131H225ZM231 132V133H232ZM236 132H237V130H236ZM11 133V134H10ZM13 133H14V135H13ZM46 133H48V134H46ZM86 133V134H85ZM127 133V134H126ZM153 133V134H152ZM190 133V134H189ZM204 133L206 134V135H204ZM217 133V134H216ZM221 133L222 134H224V132H222L221 131ZM226 133V134H227ZM239 133V132H238ZM7 134H10L11 136H12V138L10 137L9 139L7 138V137H9V136H6L5 137V135H7ZM17 134V135H16ZM30 134H33V135H30ZM43 134V135H42ZM152 134V135H151ZM167 135V136H163V135ZM169 134H170V136H175L174 134H176V135H179L178 137H174V138H172V137H170L169 136ZM171 134H173V135H171ZM195 134H196V132H195ZM203 136H202V135ZM208 134V135H207ZM210 134L213 136V137H211L210 138ZM214 134V135H213ZM20 135V136H19ZM29 135H30V137H29ZM37 135V136H36ZM131 135V136H130ZM134 135H136V136H134ZM156 135V136H155ZM185 135V136H184ZM232 135V137H233V139H234V135H236L237 136V133L235 134V133H233V134H231ZM231 135H230V138H231ZM13 136L14 137H16V139L15 138H13ZM23 136H24V138L25 139H23V140H21L22 142H21V144L23 143V141L25 142V144L26 145H24V143L21 145V144H19V143H17V145H18V147H20V148H18L17 146H16V144L13 142V141H11L12 139L13 140H15V141H17V138H19V139H22L23 138ZM33 136H35V137H33ZM43 138H42V137ZM135 138H134V137ZM139 136V137H138ZM142 136V137H141ZM152 136V137H151ZM157 136H159V137H157ZM199 136H201V137H205L206 136V140L204 139V138H201L200 139V137ZM209 136V137H208ZM222 135H220V133H219V137H221ZM5 137V138H4ZM41 137V138H40ZM132 137V138H131ZM154 137V138H153ZM157 139H156V138ZM161 137V138H160ZM163 137V138H162ZM166 137H168V138H166ZM218 137V138H219ZM228 136H226L225 134L223 135V138H227ZM29 138V139H28ZM35 138V139H34ZM44 138H46V140H45V142H43L44 140ZM48 138V139H47ZM51 138H52V140L54 139V141L56 142V143H54V141H51ZM153 138V139H152ZM166 138V139H165ZM174 140L175 138V141H173L172 139ZM194 138V139H193ZM7 139V140H6ZM18 139V140H19ZM105 139V140H104ZM116 141H114V140ZM119 139V140H118ZM125 139V140H124ZM142 139V141H140ZM152 139V140H151ZM163 139H164V143H163V146L166 148L165 150H164V147L162 146H160V145H162L161 143L162 142H160V141H163ZM179 139H181V138H179ZM221 139H222V137H221ZM3 140V141H2ZM6 140V141H5ZM42 140V141H41ZM48 140V141H47ZM50 140V141H49ZM81 140H83V141H81ZM89 142H88V141ZM121 140V141H120ZM133 140H134V142H133ZM155 140H157V141H159V142H157V141H155ZM166 140H168V141H166ZM176 140H178L180 143H179V145H178V143H177V141ZM194 140V144H195V142H197L194 146L190 143L191 141H193ZM220 140V139H219ZM224 139H222V140H220V142L218 143V142H216L215 141V144L216 143H218V144H220L221 146H225V144H223V143H221V141H223ZM228 140V139H227ZM229 140H232V139H229ZM8 141H11V143L13 142L14 144H15V148H14V145H12L13 146V148L12 147H10L11 146V143H9ZM20 141V140H19ZM18 141V142H19ZM33 141V142H32ZM37 141V142H36ZM40 141V142H39ZM82 142V144H81V142ZM146 141V142H145ZM153 141V142H152ZM165 141H166V143H165ZM189 142L188 143V147H192L193 146V148H187V144L185 143V142ZM233 141V140H232ZM3 142H6V143H4V144H6V145H3ZM36 144H35V143ZM39 142V143H38ZM50 142V143H49ZM52 142V143H51ZM88 142V143H87ZM96 142V143H95ZM111 142V143H110ZM130 142V143H129ZM142 142V143H141ZM150 142V143H149ZM152 142V143H151ZM157 142V143H156ZM174 142H176V143H174ZM202 142L204 143L203 145H202ZM205 142H207L209 145L207 146L206 144H205ZM214 142V141H213ZM212 142V143H213ZM223 142H226V140H224ZM231 142V141H230ZM229 142V143H230ZM236 142H237V139L236 140H234V143L236 144ZM42 143L43 144H45L46 146L49 144V146H50V149H49V147H46L45 145H42ZM87 143V144H86ZM91 145H90V144ZM110 143V144H109ZM129 143V144H128ZM146 143H147V145L148 146H146ZM234 143H233V145H234ZM31 144V145H32ZM51 144V145H50ZM122 144V145H121ZM127 144H128V146H127ZM132 144V145H131ZM135 144V145H134ZM138 144V145H137ZM140 144L142 145V146H140ZM168 144L169 145V148L168 149H170V150H168V151H166L167 150V147H168V145L166 146V145ZM173 144H174V146H173ZM190 144H191V146H190ZM215 144H213V146H215ZM230 144H232V143H230ZM25 146V147H22V146ZM101 145V146H100ZM115 145V146H114ZM158 145H159V147H160V150L158 151V149H157V147H158ZM179 146V147H177V148H175V146ZM200 145H202V146H204V147H201L200 146V149H203V150H197V151H199V152H195V150L194 149H199L198 147ZM205 145L207 146L206 148H205ZM40 146L38 147V148H40ZM98 146V147H97ZM127 146V147H126ZM145 146V147H144ZM150 146V147H149ZM152 146H154V150L151 152V150H152ZM155 146H157V147H155ZM236 146H237V144H236ZM4 147V148H3ZM11 149H10V148ZM54 147V148H53ZM90 147V148H89ZM92 147H93V149H94V151H95V155H93V153H94V151H92L93 149H92ZM95 147V148H94ZM103 149H102V148ZM148 147V148H147ZM181 147V148H180ZM186 148V150L187 149H189L190 150V152H189V150H187V151H183L182 152V148ZM195 147V148H194ZM18 148V149H17ZM90 149V151L88 150V149ZM97 148V149H96ZM135 148H137V150L135 149ZM143 148H145L144 150H143ZM150 148V150H148ZM174 148V149H173ZM178 148H179V150H181V151H179L178 150ZM183 148V149H184ZM212 148V147H211ZM214 148V147H213ZM12 149H13V151H12ZM33 150L32 148H31V146L30 147H28V151L29 150ZM132 149V150H131ZM143 150L144 152H142L141 150ZM171 149H173L172 150V152H171ZM7 150H10L9 151V153L7 152ZM41 150V149H40ZM49 150V151H48ZM140 150V151H139ZM156 150V151H155ZM191 150H194V151H191ZM21 151V150H20ZM20 151L18 152V151H16L15 153V155H18V153H20ZM38 150H33V154L36 152L37 154V156L39 155L38 154V152H37ZM42 151V150H41ZM42 151V152H43ZM93 153H92V152ZM151 153H150V152ZM24 152V151H23ZM27 152V151H26ZM25 152V153H26ZM80 152V153H79ZM99 152V153H98ZM130 152H131V154H130ZM158 152V153H157ZM174 152V153H173ZM191 152H193V153H197L196 155L195 154H193V153H191ZM22 153V152H21ZM27 153H29L30 155L32 154L30 151L29 152H27ZM26 153V155H29V154H27ZM40 153V152H39ZM53 153V154H52ZM69 153V154H68ZM97 153H98V156L100 157H98L97 156ZM108 155H107V154ZM121 153V154H120ZM138 153V154H137ZM139 153H143V155H141V154H139ZM146 153H148V155L146 154ZM152 153H154V154H152ZM173 153V154H172ZM177 153V155H175ZM183 154L182 156L180 155V154ZM188 154V155H184V154ZM189 153H191V154H193L194 156H192V155H190L189 156ZM203 153V155H199V154H202ZM23 154V153H22ZM48 154L46 155V152L44 151V155H46L45 157H47V158H44V159H48ZM151 154V155H150ZM167 154V155H166ZM179 154V155H178ZM206 154H207V152H206ZM11 155L9 156V157H11ZM25 155V154H24ZM42 155L43 154H40V156L42 157ZM59 155V156H58ZM72 155V156H71ZM83 155V156H82ZM94 157H93V156ZM113 155V156H112ZM135 155V156H134ZM137 155V156H136ZM145 155V156H144ZM150 155V156H149ZM154 155H155V157H154ZM173 155V156H172ZM21 154L20 155H18V157L19 158H23V156H21ZM33 156V155H32ZM35 156V155H34ZM50 156V157H51ZM104 156V157H103ZM147 156H149V157H147ZM178 156H180L179 158H181L182 157V159H180L179 160V158H178ZM185 156V157H184ZM199 156V157H198ZM200 156H202V159H201V157ZM205 156V157H204ZM234 156V157H233ZM17 157V156H16ZM28 156H26V158H27ZM56 157V158H55ZM62 159H61V158ZM88 157H89V159H88ZM119 157V158H118ZM135 157V158H134ZM141 157H144V158H141ZM169 157H172V158H174L175 157V160H173L172 158L170 159ZM188 159H187V158ZM192 157V158H191ZM196 157V158H195ZM221 157V156H220ZM233 157V158H232ZM232 157H231V161L232 160H235V157H236V155H235V153L232 155ZM14 158H15V156H14ZM24 158H25V156H24ZM23 158V159H24ZM26 158H25V160H26ZM33 158V157H32ZM31 158V159H32ZM38 158H39V156H38ZM52 158V157H51ZM52 158V159H53ZM64 158V159H63ZM102 158V159H101ZM121 158V159H120ZM132 158L133 159H135V160H132ZM149 158V160H151L152 162V164L150 163V161L149 160H147ZM164 158L166 159V158H168V159H166L167 160V162H169L170 164H168V166L169 165H171L172 164V162H174V161H176V162H174L173 163V165H171V166H167L166 165V162H165V160H164ZM186 160H185V159ZM9 159V158H8ZM10 159H13L12 157L10 158ZM16 159V158H15ZM28 159V158H27ZM30 159V158H29ZM36 159V158H35ZM34 159V160H35ZM43 159V158H42ZM43 159V160H44ZM59 159H61V160H59ZM82 161H81V160ZM84 159V160H83ZM88 159V161H85V160H87ZM99 159V160H98ZM137 159V160H136ZM192 159L194 160H197L198 159V161H196V162H194V161H192ZM203 159H205V160H203ZM211 159V160H212ZM7 159H5V161H6ZM17 160L18 161H16V162H19V159L17 158ZM22 160V159H21ZM20 160V161H21ZM39 160H41L40 158H39ZM51 160V159H50ZM50 160H49V162H50ZM67 160H69V161H67ZM71 160V161H70ZM101 160V161H100ZM104 160V161H103ZM169 160V161H168ZM185 160V162H183ZM202 160H203V162H202ZM12 160H10L9 162H11ZM31 161V160H30ZM36 161V160H35ZM47 161V160H46ZM45 161V162H46ZM52 161H54V160H52ZM51 161V162H52ZM80 161V162H79ZM121 161V162H120ZM124 161H126V162H124ZM134 161H136L137 162V164H136V162H134ZM161 161L163 162V163H161ZM188 161H189V163H188ZM190 161H192V163L194 164H199V166L201 167L202 166V164H203V168L204 169H202V167L200 168V167H196V166H198V165H196L195 167H193L194 165L192 164V163H190ZM205 161H208L209 163H205ZM9 162L7 163V162H5V163H7V164H9ZM22 162H23V160H22ZM67 162V166L65 167V163ZM82 162H83V164H82ZM100 162V163H99ZM148 162L151 164V166H150V164H148ZM165 162V163H164ZM226 162L228 163V160H226V161H223V162H221V164H223V165H221V167L222 166H227L228 164H226ZM13 163H14V161H13ZM20 163V162H19ZM19 163H17V165L19 164ZM48 163V162H47ZM97 163V164H96ZM130 163V164H129ZM135 163V164H134ZM140 163V164H139ZM157 163H161V165L159 164H157ZM175 163H177V164H175ZM217 163H219V162H217ZM11 164V163H10ZM10 164H9V166H10ZM15 164V163H14ZM45 164V163H44ZM50 164V163H49ZM48 164V165H49ZM52 164V163H51ZM79 164V165H78ZM145 164V165H144ZM157 164V165H156ZM162 164H165L167 167H165L164 165V168L162 167ZM201 164V165H200ZM205 164H207L209 167H207ZM13 165V164H12ZM61 165V166H60ZM81 165H84L83 166V168H82V166ZM99 165H106L105 167H102V166H100L99 167ZM113 165V166H112ZM138 166L139 165V167H136V168H134L135 166ZM157 166V168H151V167H153V166ZM188 167H186V166ZM205 165V166H204ZM219 165V164H218ZM217 165V166H218ZM22 165H21V163L19 164V166L18 167H16L17 169H19V167H21ZM42 166H44V165H42ZM46 166V165H45ZM44 166V167H45ZM81 166V167H80ZM134 166V167H133ZM155 166V167H156ZM176 167V169H178L177 171L174 169L175 167ZM184 166V167H186V168H182V167ZM192 166V167H191ZM225 166V167H226ZM12 167H14V166H12ZM41 167V166H40ZM48 167H50V166H48ZM47 167V168H48ZM71 167H72V169H71ZM79 167V168H78ZM102 167V168H101ZM113 167V168H112ZM142 167V168H141ZM147 167H149L150 169H153V170H151V171H148V169L149 168H147ZM163 168V170L161 169V168ZM172 167H174V168H172ZM207 167V168H206ZM43 168V167H42ZM60 168H65V171H64V173L61 171V169ZM101 170H103V168H104V174L105 175H103V177L104 176H106V178H104L103 179V177H101L102 176V174H101V172L99 173V169ZM159 168H160V170H159ZM167 168H168V173L169 172H171V175H169L167 172H164V169H165V171L167 170ZM181 168V169H180ZM192 168H194V169H192ZM208 168H209V170H208ZM213 168V167H212ZM214 168H216V167H214ZM17 169H14V170H12V169H10V171H11V174H14V173H12V172H16V174L20 171V169L19 170H17ZM45 169V168H44ZM68 169V170H67ZM78 169H80L79 171H81V172H79L78 171ZM140 169V170H139ZM149 169V170H150ZM156 169V170H155ZM158 169V170H157ZM174 169V170H173ZM191 169V170H190ZM6 170V169H5ZM5 170H4V172H5ZM39 171V173H37V174H43V173H49V174H51V171H52V169H47L46 170V172H44L43 171V169L41 170V168L40 169H38ZM53 170V171H54ZM85 170V171H84ZM91 170V171H90ZM107 170V171H106ZM139 171L138 173L136 172V171ZM173 170V171H172ZM186 170V172H189V173H194L195 171H198V172H195L194 174H196V175H194V174H192V176H190V174L188 175V173H186V172H184ZM189 170V171H188ZM194 170V171H193ZM2 171H3V169H2ZM119 171V172H118ZM148 171V172H147ZM177 172V173H175V172ZM193 171V172H192ZM199 171H202L201 173H200V175H199V178H198V174H199ZM67 172V173H66ZM70 172V173H69ZM118 172V173H117ZM130 172V173H129ZM133 172V173H132ZM150 172V173H149ZM154 172H156L155 174H154ZM161 172V173H160ZM172 172L174 173V177H173V175H172ZM184 174H183V173ZM3 172H1L0 174H2ZM7 173L9 174L10 172L9 171H7ZM30 173V172H29ZM79 173V174H78ZM96 173V174H95ZM139 173H141V174H139ZM166 173H167V175H166ZM183 175H182V174ZM185 173H186V175H185ZM205 174H209V173H206V172H204ZM4 174V173H3ZM27 174H28V172H27ZM25 172L22 174V175H27ZM53 174V173H52ZM101 176H100V175ZM134 174V175H133ZM138 174H139V179L142 177L143 179H140V181H139V179H138ZM151 174H152V176H151ZM178 174V175H177ZM15 175V174H14ZM20 176V178H21V180L25 177V176ZM61 175V176H62ZM78 175V176H77ZM90 175V176H89ZM97 175H99V177L97 176ZM149 175L152 177H150L149 178ZM157 175V176H161L162 177V180H163V182H164V179L163 178H165L164 176H167L166 178L167 179H169V181L168 180H165V182H169L170 183V185L168 184V183H165L164 185L165 186H163V185H160V186H158L157 185V188L158 189H160V191L158 190L157 191V188H156V191L157 192H161V188L162 189H164V187L166 188L168 185V188H166L167 189V191H169L168 192V196H169V200H171L172 198H175L176 196H178L175 200H173L172 199V201H170V202H167L166 201V206H167V208H169V210L167 209L166 210V207H165V209H163V211L165 210V212H163L162 214H161V212H158V213H156V215L155 216H152L151 217V215H153V214H151L150 215V213H151V210H153L152 208H149L150 207V204H149V206H147V202H148V200H146L145 201V198H146V195L147 196H152V198L153 199H157V198H155V196H153L154 195V193L152 192V190L154 191V187H156V186H154V183L152 182V180H153V178L155 177V176ZM181 175V176H180ZM65 176H67V178L65 177ZM128 176V177H127ZM156 176V177H157ZM169 176H171L170 178H172V180L173 179H175V178H177L178 180H176L175 181V183L174 184H172L173 182H172V180L169 178ZM183 176V177H182ZM194 176H196V179L197 180H199V179H201L202 181L200 182V180H199V183H201V184H205L204 186H206V183H207V187L209 188V189H211L210 187L213 185H215V187L216 188H218V190H219V192H218V194H217V191L215 192V196H216V198H215V196L214 197H212V199H213V201L212 202H210L209 200H207V197L206 198H203L204 196H205V194H206V191H205V188H204V186L203 185H201V184H197L198 183V181L195 179L194 180ZM203 176H204V174H203ZM72 177V178H71ZM80 177V178H79ZM135 177V178H134ZM146 177V178H145ZM148 177V178H147ZM155 177V178H156ZM190 179H189V178ZM206 176H204V178H205ZM20 178H15L16 179V181H19L20 180ZM77 178L79 179V181H77ZM102 179V181H104L105 179H106V183H105V181L104 182H101V179ZM160 178V177H159ZM183 178H185L186 179V181L184 182V180L185 179H183ZM192 178V179H191ZM225 178V179H224ZM228 178H230V180H234V178L233 177H228ZM233 178V179H232ZM238 179V177L236 176L235 177V179ZM82 179L84 180V181H82ZM90 179V180H89ZM146 179V180H145ZM147 179H148V182H147ZM152 179V180H151ZM179 179H181V180H179ZM188 179V180H187ZM100 182H99V181ZM112 180H114L113 182H112ZM138 180V181H137ZM149 180L151 181V182H149ZM161 180V179H160ZM159 179L157 180V178H156V180L154 179V182L156 181V183H157V181H160ZM170 180H171V182H170ZM190 180V181H189ZM193 180V181H192ZM73 181V182H72ZM81 181V182H80ZM89 181H91V182H89ZM129 181V182H128ZM181 181L182 182H184L185 184H186V182L188 183V185L187 186H185L184 184H182L181 183ZM194 181H197V183L196 182H194ZM206 181V182H205ZM212 181H214V183L212 182ZM79 182H80V184H79ZM83 182V183H82ZM84 182H86L85 184H84ZM107 182L109 183V184H107ZM177 182H179V183H181V186L183 187V185L185 186V188H181L182 190H184V189H186V188H188V191L191 189V188H189L188 186L190 185L191 187H192V185L193 184H195V185H197V187H196V189L198 188V187H200V189H202V190H196L195 188H194V186L195 185H193V188H194V190L192 189L191 191H194L195 192V190H196V192H195V194L196 195H198V196H195V194H194V196H192V194L194 193V192H191V194H190V192L189 193H186L187 191H182V192H184V194L182 193H180V194H178L177 192L178 191H180V187H178V184L179 183H177ZM194 182V183H193ZM203 182V183H202ZM220 182V183H219ZM73 183V184H72ZM94 183V184H93ZM101 183V184H100ZM102 183H103V186H104V184H107L109 187H107V186H104L105 187V190H104V187L103 186H101L102 185ZM139 183V184H138ZM142 183H145V184H142ZM148 183H150L151 185H152V187H151V185L150 184H148ZM176 183H177V185H176ZM209 183H211L210 185H209ZM84 184V185H83ZM114 184V185H113ZM116 184H117V189H116ZM140 184H142V185H140ZM168 184V185H167ZM92 185H94L93 187H95L94 189H93V187H92ZM111 185V186H110ZM129 185V186H128ZM138 187H137V186ZM149 185V186H148ZM176 185V186H175ZM200 185V186H199ZM219 185H220V187H219ZM101 186V187H100ZM141 186H142V188H141ZM154 186V187H153ZM222 186V187H221ZM107 187V188H106ZM111 187V188H110ZM149 187V188H148ZM152 188V190H151V188ZM159 187H161V188H159ZM170 187H173V188H170ZM202 187V188H201ZM85 188H88L87 190H89V192L87 191V190H85ZM90 188V189H89ZM146 188H147V190H146ZM154 188V189H153ZM221 188H223V189H221ZM76 189V188H75ZM92 189V190H91ZM96 189V190H95ZM101 189H99V191L97 192V193H99L98 194V197H99V195H101V196H105L106 198H109L108 197V193L107 194H103V193H101L100 192V190ZM146 190V192H144L145 190ZM151 190V192H152V194H150L151 192H150V190ZM168 189H170V190H168ZM175 189V190H174ZM178 189V190H177ZM95 190V191H94ZM114 190V191H113ZM115 190H117L116 192H115ZM134 190H136V191H134ZM139 190V191H138ZM141 190H143V191H141ZM148 190H149V192L150 193H148ZM165 190V189H164ZM172 190V191H171ZM177 190V191H176ZM225 190H226V192L228 193V194H225L226 192H225ZM91 191V192H90ZM102 191V190H101ZM122 191V192H121ZM156 191H155V193H156ZM166 191V190H165ZM165 191L163 192V194L164 195H166L167 193H165ZM200 191V192H199ZM231 191V192H230ZM113 192H115V194L113 193ZM134 192V193H133ZM141 192H142V195H141ZM146 194H144V193ZM171 192V193H170ZM175 192L177 193V195L175 194ZM222 192H225V193H222ZM231 194H230V193ZM233 192V193H232ZM97 193H96V195H97ZM101 193V194H100ZM139 193V194H138ZM186 193V194H185ZM199 193V194H198ZM200 193H202L201 195H200ZM103 194V195H102ZM133 194V195H132ZM137 194V195H136ZM143 194H144V196H143ZM160 194H162V192L160 193ZM171 194H173L172 196H171ZM188 194H190L193 198H195V199H193V198H191L192 199V203H189V200L190 199H188L189 197H191L190 195H188ZM203 194H204V196H203ZM221 194H223L222 196H220ZM225 194V195H224ZM235 194V195H234ZM96 195H95V197H96ZM107 195V196H106ZM114 195H115V197H114ZM139 195V196H138ZM184 195H185V197H187V200H186V198L184 197ZM189 197H188V196ZM206 195H208V194H206ZM227 195H228V197L229 198H227ZM230 195H232V196H230ZM234 195V196H233ZM122 196V197H121ZM133 196V197H132ZM143 196V197H142ZM157 196V195H156ZM161 196V195H160ZM159 196V193H158V197H160ZM167 196V195H166ZM166 196H164V197H166ZM167 196V197H168ZM201 198H200V197ZM203 196V197H202ZM217 196H218V199H217ZM140 197V198H139ZM161 197H163V195L161 196ZM166 197V198H167ZM182 197V198H181ZM197 197V198H196ZM209 197V196H208ZM221 197V198H220ZM112 198V199H113ZM144 198V200H142ZM148 199H151V198H149V197H147ZM146 198V199H147ZM199 198H200V201H199ZM234 200H233V199ZM116 199H117V197H116ZM126 199V200H125ZM133 199V200H132ZM141 200V202L143 201V205H142V203L139 201V200ZM168 199H166V200H168ZM179 199V200H178ZM185 199V200H184ZM209 199H211V197L209 198ZM227 199V200H226ZM117 200V201H118ZM135 200H137V202L135 201ZM152 200V199H151ZM154 200V201H155ZM162 200V199H161ZM168 200V201H169ZM176 200H178L179 201V203L177 204H175V202H176ZM193 200H194V203H193ZM216 200H217V202H216ZM236 200V201H235ZM126 201V202H125ZM150 201V200H149ZM173 201H174V204H172L173 203ZM202 201V202H201ZM203 201H204V203H203ZM227 201V202H226ZM138 203V202H140V203H138V204H136V203ZM145 202V203H144ZM151 202V201H150ZM149 202V203H150ZM184 202V203H183ZM190 202H191V200H190ZM112 203V205H113V202H111ZM115 203V202H114ZM128 203V204H127ZM154 203V202H153ZM158 203V202H157ZM161 203V202H160ZM199 204V205H196V204ZM234 203V204H233ZM116 204H117V202H116ZM116 204H114L115 206H116ZM130 204V205H129ZM133 204V205H132ZM142 205V206H140V205ZM156 204V203H155ZM162 204H164V202L162 203ZM186 204H189V205H186ZM192 204H193V206L195 207V205H196V207L194 208L193 206H192ZM225 204V205H226ZM103 205H105V204H103ZM133 207H132V206ZM157 205V204H156ZM161 205V204H160ZM170 205V207H168ZM173 205V206H172ZM185 205V206H184ZM231 205H228L229 207L231 206ZM139 206L140 207H144V209L143 208H139ZM147 206V207H146ZM152 206V205H151ZM163 206V205H162ZM188 206H189V208H188ZM200 208H199V207ZM217 206H218V204H217ZM135 207V208H134ZM177 207V208H176ZM180 207V208H179ZM190 207H192V208H190ZM138 208V209H137ZM148 208V209H147ZM163 208V207H162ZM172 208V209H171ZM175 208V209H174ZM197 208H199V209H197ZM123 209V210H122ZM135 209H137V210H135ZM139 209H141L142 211H140ZM149 209H151V210H149ZM154 209H157L156 208V206L154 207ZM183 210V212H185V213H183L182 212V210ZM205 209V210H204ZM129 210V211H128ZM145 212H144V211ZM177 211V213H176V211ZM186 210H187V212H186ZM193 210H194V212H193ZM210 210V211H209ZM231 210V211H230ZM137 211V212H136ZM154 211V210H153ZM157 211V210H156ZM170 211V212H169ZM180 211L182 212V214H179L180 213ZM207 211V212H206ZM212 211V212H211ZM140 212V213H139ZM142 212V213H141ZM144 212V213H143ZM148 212H150V213H148ZM172 212V213H171ZM209 212V213H208ZM232 212V213H231ZM120 213V215H122ZM135 213V214H134ZM136 213H139V214H136ZM152 213H154V212H152ZM154 213V214H155ZM161 215H160V214ZM164 213H167L166 215H164ZM169 213V214H168ZM198 213V214H197ZM202 213V214H201ZM223 213L225 214V215H223ZM230 213V214H229ZM125 214V215H124ZM133 214V215H132ZM140 214H141V216H140ZM173 215V216H170V215ZM179 214V215H178ZM191 215V214H196V215H203V217H202V221H204L203 223H202V221H200V224H198V226H196V228L195 227H193L194 226V224L193 225H190V221H189V223H186V221L187 220H189L190 219V217L191 216H189V217H187L188 215ZM227 214V215H226ZM138 215V216H137ZM144 217H143V216ZM147 215V216H146ZM148 215L151 217L150 218V220H149V218H147L148 217ZM176 215H178V216H176ZM182 216V218H181V216ZM200 215V216H201ZM204 215H206V216H204ZM146 216V217H145ZM166 216V217H165ZM228 217V219H229V217L230 218H232V222L230 221V224H232V225H228L229 224V222L227 223V224H224L223 223V225H224V227L226 228V229H228L229 230V232H228V230H226L225 228H223L222 227V217ZM140 217V218H139ZM155 217V218H154ZM158 217H160V218H158ZM164 219H163V218ZM172 217V218H171ZM176 217H178V218H176ZM219 217V218H218ZM165 218H166V220H165ZM174 218H176V219H174ZM119 218H118V220H120ZM125 219H127V220H125ZM140 219V220H139ZM151 219H152V223L150 222L151 221ZM170 219V220H169ZM173 219H174V221H173ZM182 219V220H181ZM187 219V220H186ZM192 220H193V218H191ZM190 219V220H191ZM218 219H220V220H218ZM117 220V222H119ZM134 220V221H133ZM136 220V221H135ZM137 220H138V222H137ZM143 220H144V222H147V223H144L143 222ZM156 220H158L157 221V223H158V225H157V223H156ZM172 220V221H171ZM180 220V221H179ZM200 220H201V218H200ZM208 220V221H207ZM231 220V219H230ZM234 220V221H233ZM141 221L144 223H141ZM163 221H164V223H163ZM185 223H184V222ZM210 221V222H209ZM214 221V222H213ZM171 224H170V223ZM179 222V223H178ZM181 222V223H180ZM188 222V221H187ZM193 222V221H192ZM219 222V223H218ZM236 222V223H235ZM137 223V224H136ZM154 224V225H151V224ZM173 223V224H172ZM175 223H177V224H175ZM194 223V222H193ZM197 223H199V222H197ZM197 223H195V225L197 224ZM209 223H211V224H209ZM212 223H214V224H212ZM127 224V225H126ZM129 224V225H128ZM150 224V225H149ZM192 224V223H191ZM204 224V225H203ZM234 224V225H233ZM125 225V226H124ZM171 225V226H170ZM175 225V226H174ZM187 225V226H186ZM207 225V226H206ZM212 225H215V226H212ZM132 226H134L133 228H131ZM147 226H149L148 228H147V230H146V227ZM152 226V227H151ZM173 226V227H172ZM177 226V227H176ZM179 226V227H178ZM185 226V227H184ZM191 226V227H190ZM216 226H217V228H216ZM235 226V227H234ZM125 227V228H124ZM126 227H127V229H126ZM155 227H157V229L156 230H154L155 229ZM162 227V228H161ZM165 227H168V228H166L167 229V231L165 230ZM182 227V228H181ZM206 227V228H205ZM208 227H213V230H212V232H211V230H209L210 228H208ZM219 227H221V228H219ZM121 228H122V230H121ZM137 228V229H136ZM154 228V229H153ZM159 228H161V230H159ZM164 228V229H163ZM182 230H181V229ZM232 228H233V230H232ZM126 229V230H125ZM131 229V230H130ZM133 229H135V230H133ZM175 229V230H174ZM192 229H194V230H192ZM200 229V230H199ZM208 229V230H207ZM212 229V228H211ZM216 231H215V230ZM222 229H224V230H222ZM207 230V231H206ZM231 230V231H230ZM124 231V232H123ZM162 231H165V232H162ZM177 231L180 233V235H181V233H182V236H180L179 235V233H177ZM187 231H189V232H187ZM199 231V232H198ZM210 231V232H209ZM127 232V233H126ZM140 232V233H139ZM158 232V233H157ZM171 232H172V234H173V236H174V238H172L173 236H171L172 234H171ZM195 232V233H194ZM217 232V233H216ZM226 232H228L229 233V238L227 239V240H229V239H233L232 241L231 240H229L227 243L229 244V246L227 245V243L225 242V241H227L225 238H227V237H225V235H224V233H226ZM234 233H237L238 231L236 230V232L235 231H233ZM137 234L136 236H135V234ZM184 233V234H183ZM191 233V234H190ZM206 233V234H205ZM211 233H212V235L214 236H216V237H213L212 235H211ZM219 233V234H218ZM123 234H125V236L123 235ZM155 236H154V235ZM161 234H162V237H160L161 236ZM164 234H166L165 236H164ZM168 234V235H167ZM170 234V235H169ZM176 234H178V235H176ZM188 234V235H187ZM199 234V235H198ZM220 234H222V236L220 235ZM227 234V233H226ZM127 235V236H126ZM159 235V236H158ZM185 237H184V236ZM201 235H202V238L203 239H201ZM209 235V236H208ZM238 235V234H237ZM139 236V237H138ZM151 236V237H150ZM176 236H180V238H179V241H177L176 239H177V237ZM190 236H193V237H190ZM200 236V237H199ZM220 236V237H219ZM227 236H228V234H227ZM141 237V238H140ZM143 237V238H142ZM184 237V238H183ZM224 237V238H223ZM230 237H232V238H230ZM131 238V239H130ZM138 238V239H137ZM149 238V239H148ZM154 239L155 241L153 242V240L152 239ZM159 240H158V239ZM167 238H171V243L169 244L168 242H169V240L167 239ZM176 238V239H175ZM181 238H183L184 240H182ZM187 238V239H186ZM191 240H190V239ZM193 238V239H192ZM206 238V239H205ZM219 238V239H218ZM134 240V242H133V240ZM166 241H165V240ZM175 241H174V240ZM180 239H181V241L183 242H185L186 241V243L185 244H187L186 246L188 247V248H185V244H180ZM213 239V240H212ZM214 239H215V241H214ZM138 240V241H137ZM163 240V241H162ZM199 240V241H198ZM200 240H203V242L202 241H200ZM209 240V241H208ZM137 241V242H136ZM165 241V242H164ZM168 241V242H167ZM176 241H177V243H176ZM190 241V242H189ZM120 242V243H119ZM141 242L144 244H141ZM151 242H152V244H151ZM173 242V243H172ZM204 242H205V245H204ZM212 242V243H211ZM221 245H219L218 243ZM119 243V244H118ZM137 243V244H136ZM161 243V244H160ZM166 243V244H165ZM169 245H168V244ZM192 243V244H191ZM197 243V245H195ZM216 243V244H215ZM226 243V244H225ZM235 243V242H234ZM131 244H132V246H134V248L131 246ZM148 244V245H147ZM155 244H156V246H155ZM160 244V245H159ZM171 244H173V246H172V248L171 249H173L172 251H169V250H171L170 249V247H168V246H171ZM175 244V245H174ZM191 244V245H190ZM202 244H203V246H202ZM140 245H143V246H141L142 247V249H140V250H142L141 252H140V250H138L139 248H141L140 247ZM153 245V246H152ZM166 245H167V247H166ZM190 245V246H189ZM194 245V246H193ZM201 245V246H200ZM217 245V246H216ZM138 246V247H137ZM152 246V247H151ZM155 246V247H154ZM163 246H165L166 247V249H163V248H165V247H163ZM175 246V247H174ZM193 246V247H192ZM195 246H196V248H195ZM210 246V247H209ZM216 246V247H215ZM223 246V247H222ZM227 246V247H226ZM137 247V248H136ZM154 247V248H153ZM161 247H163V248H161ZM180 247H182V249H183V247H184V253L182 254V250H181V248ZM191 249H190V248ZM214 247H215V249H214ZM226 247V248H225ZM119 248L118 247H116V250H117V252L119 251ZM157 248V249H156ZM179 248H180V250H179ZM202 248L205 250H202ZM208 248V249H207ZM219 248L221 249V250H219ZM225 249V251H224V249ZM136 249V250H135ZM176 251H175V250ZM217 249V250H216ZM138 250V251H137ZM144 250V251H143ZM146 250V251H145ZM164 250V251H163ZM206 250H208V251H206ZM167 251V252H166ZM177 252L178 251V254L180 255V256H178V254L177 253H174V252ZM181 251V252H180ZM195 251V252H194ZM197 251V252H196ZM202 251V252H201ZM212 251V253H210ZM226 251H227V255H226ZM153 252H155L154 254H153ZM158 252V253H157ZM170 252V253H169ZM188 252V253H187ZM198 252H199V254H198ZM223 252V253H222ZM233 252H234V254H233ZM236 252V253H235ZM182 255H181V254ZM185 253H187V254H185ZM209 253V254H208ZM219 253V254H218ZM228 253H230V254H228ZM232 253V254H231ZM172 254V255H171ZM173 254H175V255H173ZM191 255V256H189V255ZM195 254V255H194ZM216 254V255H215ZM222 254H224V255H222ZM155 255V256H154ZM185 255V256H184ZM193 255V256H192ZM197 255V256H196ZM222 256V258H220L221 256ZM233 256V257H231V256ZM151 256V257H150ZM173 256H177L176 258H178L177 260L175 259V257H173ZM183 256V257H182ZM188 256V257H187ZM196 256V257H195ZM203 256L205 257V258H203ZM216 256H218V257H216ZM224 256V257H223ZM226 256V257H225ZM227 256H228V258H227ZM182 257V258H181ZM187 257V258H186ZM200 257V258H199ZM211 257V258H210ZM149 258H151V259H149ZM186 258V259H185ZM192 258L194 259V262L193 261H191L192 260ZM197 258V259H196ZM212 258H214V260L215 261H213V259ZM226 260H225V259ZM234 258V259H233ZM235 258H237L236 260H235ZM183 259H185V260H183ZM190 261H189V260ZM217 259V260H216ZM227 259H229L228 261H227ZM171 260V261H172ZM183 260V261H182ZM197 260H199V261H197ZM201 260V261H200ZM209 260L211 261V262H209ZM231 260V261H230ZM178 261V262H177ZM185 261H187V262H185ZM208 261V262H207ZM223 261H224V263H223ZM197 262V263H196ZM232 262V263H231Z\"/></svg>",
    "mask_w": 264,
    "mask_h": 264
},
{
    "label": "bare ground",
    "instance_id": "bare-ground-1",
    "mask_svg": "<svg viewBox=\"0 0 264 264\" xmlns=\"http://www.w3.org/2000/svg\"><path fill=\"white\" fill-rule=\"evenodd\" d=\"M3 1V0H2ZM22 1V0H21ZM29 1V0H28ZM30 1H32V0H30ZM51 0H49V2H50ZM53 1V0H52ZM51 1V2H52ZM74 1V0H73ZM82 1V0H81ZM85 0H83V2H81V3H86V5H88L87 4V2H89L90 4H92V5H94L93 3L94 2H96L95 0H93V3H91L92 1L91 0H86V2H84ZM91 1V2H90ZM99 1V0H98ZM123 4H124V2L123 1H125V0H120ZM180 0H177V3L179 2ZM183 1V0H182ZM185 1V0H184ZM184 1L182 2L183 4H184ZM188 1V0H187ZM186 1V2H187ZM191 1V0H190ZM193 1V0H192ZM195 1V0H194ZM203 1V0H202ZM260 1V0H259ZM259 1H257L258 2V4H259ZM8 2V1H7ZM10 2V1H9ZM8 2V3H9ZM33 2V1H32ZM43 2H45V3H49V2H46V1H43L42 0V5H43ZM55 1H53V3H54ZM56 2H57V0H56ZM77 2V4H78V1H76ZM107 2H108V0H107ZM112 2H115V1H112ZM127 2H128V0H127ZM131 2V1H130ZM181 2V1H180ZM197 2V1H196ZM211 2V1H210ZM263 2V1H262ZM2 3V2H1ZM6 3V2H5ZM13 3V2H12ZM19 3V2H18ZM30 3V2H29ZM29 3L28 4H25V6H24V4H22L21 5V7L19 6L20 5V3H19V5L17 6L19 9H21V10H24L23 9V6L24 7H28V5H29ZM44 3V4H45ZM52 3V4H53ZM65 3H66V1H65ZM80 2H79V4H81ZM138 3V2H137ZM137 3L135 4V6L137 5ZM190 3H192V2H190ZM222 3H223V1H222ZM234 3H235V1H234ZM233 3V4H234ZM260 3H261V1H260ZM4 4V3H3ZM38 4H39V1H38ZM50 5V8H51V3H49ZM56 4V3H55ZM98 4V3H97ZM102 4V3H101ZM132 4V3H131ZM131 4L129 3V7H127V5L126 6H123V7H127V8H125L126 10H128L129 8H130V6H131ZM202 4V3H201ZM218 4H220V3H218ZM232 4V3H231ZM262 4V3H261ZM10 5V4H9ZM16 5V4H15ZM30 5L32 6L33 5V3L31 4L30 3ZM29 5V7H31ZM60 5H62V2H61V4ZM67 5V4H66ZM69 5V4H68ZM67 5V6H68ZM75 5H76V3H75ZM82 5H84V4H82ZM86 5H84V8L85 9H82V10H86L87 8L85 7ZM116 5V4H115ZM117 5H118V3H117ZM179 5V4H178ZM177 4H175L174 6L176 7V6H178ZM186 5H188V4H186ZM221 5L222 4H220V6L219 7H221ZM4 6V5H3ZM48 5L46 4L45 5V7L44 6H42V7H40L41 9H42V12L43 11H45V10H49V9H46V7H47ZM63 6V5H62ZM70 6V5H69ZM78 6H80V5H78ZM89 6V5H88ZM119 6H121V5H119ZM182 6V5H181ZM185 6V5H184ZM183 6V7H184ZM196 6V5H195ZM214 6V5H213ZM216 6H218V5H216ZM215 6V7H216ZM223 6L224 5H222V7L220 8V9H217L216 10V8H214L213 10H216V11H218L219 13H220V11L219 10H221V9H223ZM5 7H7V5L5 6ZM54 7V6H53ZM52 7V8H53ZM56 7V6H55ZM73 7V4L71 5V8ZM83 6H81L80 8L79 7H77L76 6V9L77 8H79V9H81ZM91 7V6H90ZM196 7H200V6H196ZM208 7V6H207ZM17 8V11L19 10ZM39 7L38 8H36L35 7V9H40ZM43 8H44V10H43ZM48 8V7H47ZM59 8H60V6H59ZM66 8V7H65ZM65 8H64V10H65ZM70 8V7H69ZM70 8V9H71ZM93 8H96L95 6L93 7ZM98 8V7H97ZM103 8V7H102ZM105 8H107V6L105 7ZM122 8V7H121ZM131 8H133V6L131 7ZM130 8V9H131ZM135 8V7H134ZM178 8H180L179 6H178ZM185 8V7H184ZM188 8H189V6H188ZM190 8H192V10H193V7L191 6ZM204 8V7H203ZM260 8V7H259ZM263 8V7H262ZM2 9H3V7H2ZM13 9H15V11H16V7L15 8H13ZM26 9V8H25ZM40 9V10H41ZM56 9V8H55ZM61 10H63L62 8H60ZM74 10H75V8H73ZM68 10V12L71 14V16H74L75 14H78V13H80V12H82V10H80V12H77V13H75L76 11H74V10ZM101 9V8H100ZM130 9L128 10V11H130ZM142 9V8H141ZM175 9V8H174ZM195 9V8H194ZM227 9V8H226ZM8 10V9H7ZM6 10V11H7ZM40 10H36V12L38 13H40ZM54 10V9H53ZM52 10V11H53ZM58 10V9H57ZM67 10V9H66ZM101 10H103V9H101ZM101 10H99V11H101ZM118 10H120V9H118ZM117 10V11H118ZM124 10V9H123ZM177 10V8L174 10V11H176ZM202 10V9H201ZM224 10V9H223ZM223 10H221V11H223ZM12 11H14V10H12ZM77 11H79V10H77ZM88 11V10H87ZM98 11V12H99ZM121 11V10H120ZM127 11V12H128ZM132 11H135V10H133L132 9ZM137 11V10H136ZM139 11H140V8H139ZM178 11H179V9H178ZM195 11V10H194ZM199 11V10H198ZM204 11V10H203ZM216 11H213V12H215L214 14H216V13H218V12H216ZM225 11V13H226V10H224ZM260 11V10H259ZM262 11H264V8H263V10ZM1 12H3V11H1ZM26 12V11H25ZM35 12V13H36ZM48 12V11H47ZM84 12V11H83ZM86 12V11H85ZM92 12V11H91ZM94 12H96V11H94ZM123 12V11H122ZM126 11H124V13H125ZM131 12V11H130ZM138 12V11H137ZM141 12V11H140ZM144 13H145V10L143 11ZM143 12H142V14H143ZM188 12V11H187ZM189 12H190V10H189ZM188 12V13H189ZM206 10H205V13H204V16H205V14H206ZM235 12V11H234ZM8 13V12H7ZM12 13V12H11ZM15 13H18V12H15ZM54 13V12H53ZM57 13V12H56ZM59 14H60V12H58ZM62 13H64V11L63 12H61V14ZM66 13V12H65ZM74 15H73V14ZM93 13V12H92ZM118 13V12H117ZM129 13V12H128ZM133 13V12H132ZM176 13H177V11H176ZM181 13H184V12H181ZM191 13V12H190ZM194 13H197V12H194ZM198 13H202V12H198ZM212 13V12H211ZM223 13V12H222ZM221 13V16H223V14ZM225 13H224V15H225ZM6 14V13H5ZM41 14V13H40ZM44 15L46 14L45 12L43 13ZM42 14V15H43ZM49 14H51L50 13V11H49ZM123 14V13H122ZM139 14V13H138ZM138 14H137V16H138ZM145 14H147V13H145ZM149 14V13H148ZM180 14V11H179V13H178V15ZM192 15H190V17H192L194 14H193V12L191 13ZM233 14V13H232ZM6 15H8V14H6ZM41 15V16H42ZM66 15H69V14H67L66 13ZM80 15H87V13L85 14H82V13H80ZM80 15H78V16H80ZM140 15V14H139ZM183 15V14H182ZM219 15V14H218ZM260 15H262V14H260ZM0 16H1V14H0ZM9 16H10V14H9ZM8 16V17H9ZM16 16V15H15ZM40 16V17H41ZM55 16V15H54ZM58 15H56L55 17H57ZM63 16V15H62ZM64 16H65V14H64ZM70 16V17H71ZM90 15L88 14L87 15V18L89 17ZM173 16H174V14H173ZM180 16V15H179ZM186 16H189L188 14L186 15ZM195 16H197V14H195ZM194 16V17H195ZM200 16V18L199 19H201V18H203V17H201V16H203V15H199ZM215 16V15H214ZM221 16H219V17H221ZM228 16H230V20H231V15L229 14ZM3 17L5 18V16H4V14H3ZM7 17V18H8ZM14 17V16H13ZM12 17V18H13ZM45 17V16H44ZM47 17V16H46ZM46 17L45 18H41V19H43V21H44V23H45V20L44 19H46ZM90 17H93L92 16V14H91V16ZM122 17H125V16H123L122 15ZM172 17V16H171ZM177 17V16H176ZM181 17V16H180ZM184 17V16H183ZM193 17V18H194ZM226 17V16H225ZM224 16H223V18L224 19H226ZM235 17V16H234ZM259 17H261V16H259ZM11 18V17H10ZM15 18V17H14ZM52 18V17H51ZM59 18H61V15H60V17ZM64 18V17H63ZM63 18H61L62 20H63ZM68 18V17H67ZM81 19H82V17H80ZM79 17H78V19H80ZM175 18V17H174ZM192 18V19H193ZM217 18H218V16H217ZM232 18H233V16H232ZM2 19V18H1ZM6 19V18H5ZM15 19H17V18H15ZM39 19V18H38ZM41 19H40V21H41ZM65 19V18H64ZM121 19V18H120ZM187 19V18H186ZM199 19H197V20H199ZM204 19V18H203ZM202 19V20H203ZM213 19V18H212ZM14 20V19H13ZM12 20V21H13ZM47 20H48V18H47ZM49 20H51L49 23L52 25V23H54V22H52V19H49ZM48 20V21H49ZM53 20H55V19H53ZM62 20H60V21H62ZM69 20H72L71 18H69ZM123 20V19H122ZM125 20V19H124ZM127 20V19H126ZM146 20V19H145ZM175 20V19H174ZM181 20H182V18H181ZM184 20V19H183ZM196 20V19H195ZM213 20H217V19H213ZM219 20V19H218ZM229 20V19H228ZM227 20V21H228ZM229 20V21H230ZM1 21V20H0ZM4 21V20H3ZM3 21L1 22V23H3ZM9 21H10V19H9ZM37 21V20H36ZM56 21H58V20H56ZM59 21V22H60ZM67 21L68 20H63V22H62V24H60L59 23V25H63V27H64V22L66 23L65 24V26L67 25V24H69V23H67ZM86 21H88V20H86ZM185 21V20H184ZM188 21V20H187ZM200 21V20H199ZM210 21V20H209ZM220 22H221V20H219ZM218 21V22H219ZM225 21V20H224ZM17 22H18V20H17ZM22 22V21H21ZM35 22V21H34ZM37 22H39V21H37ZM52 22V23H51ZM76 23H77V21H75ZM80 22H82V21H80ZM90 22V21H89ZM88 22V23H89ZM98 22V21H97ZM137 22V21H136ZM139 22V21H138ZM173 22V21H172ZM237 22H238V20H237ZM19 23V22H18ZM47 23V22H46ZM58 23V22H57ZM72 23H74V22H72ZM72 23H70V25H68L67 26V28H70L71 26H72ZM74 24V26L72 27L73 29H74V27L75 26H77L78 24ZM87 23V22H86ZM95 23V22H94ZM93 22H92V24H94ZM126 23H127V21H126ZM176 23V22H175ZM180 23H182V22H180ZM186 23V22H185ZM189 22H187V24H188ZM201 23V22H200ZM211 23H213V22H211ZM217 22H215L214 21V25L216 24ZM225 23H226V21H225ZM8 24V23H7ZM14 24V23H13ZM21 24H24V23H21ZM37 24V23H36ZM48 24V23H47ZM50 24H48L47 26H49ZM90 24V23H89ZM127 24H131V26H132V24L133 23H127ZM173 24H174V22H173ZM191 24V23H190ZM195 24H197V27L199 26L198 25V23H196L195 22ZM209 24V23H208ZM222 24V23H221ZM220 24V25H221ZM230 24H231V21H230ZM229 24V25H230ZM238 24V23H237ZM2 25H4V24H2ZM24 25H26V29H27V26L29 25V24H24ZM24 25H21L19 28L20 29H23V28H25L24 27ZM40 25H42L41 24V22H40ZM50 25V26H51ZM54 25V24H53ZM53 25H52V27H53ZM135 25V24H134ZM176 25H177V23H176ZM181 25V24H180ZM182 25H183V23H182ZM202 25H204V24H202ZM207 25V24H206ZM217 25H219V24H216L215 26H217ZM9 26H11V25H9ZM46 26V25H45ZM46 26V27H47ZM56 27H54V31L52 32H50L49 30H47V29H52V27H47V29H46V27H39V31L40 30H42V29H44V30H42L43 32H45V30H46V33H47V31H49V33L50 34H53V36L55 35V31L56 32H58V35H59V31H57L58 29L57 28H60V26L59 27H57V24L55 25ZM87 26V25H86ZM143 26V25H142ZM142 26H138L140 29H141V27ZM192 26V25H191ZM208 26V25H207ZM222 26V25H221ZM221 26H217V28L216 29H219L220 30V28L219 27H221ZM224 27H225V24L223 25ZM231 26V25H230ZM239 26V25H238ZM33 27H35V26H33ZM63 27H61L60 29H61V31H62V28ZM82 28V26H78L77 28H78V30H76L77 32H75L76 33V35L78 34V39H79V36H80V34L78 33V32H80L81 33V31H80V28ZM135 27H136V25H135ZM189 27V26H188ZM193 27H194V25H193ZM192 27V28H193ZM212 27V26H211ZM9 28H11V27H9ZM14 28V27H13ZM28 28H29V26H28ZM35 28H37V27H35ZM66 27H64V31L65 30H67V32L65 31L64 32V35H62V33H61V38H63V36H65V37H68V35L70 34V33H68V31L71 29H65ZM76 28V27H75ZM76 28V29H77ZM83 28H84V26H83ZM143 28V27H142ZM191 27H190V29H192ZM205 28V27H204ZM209 28V27H208ZM221 28H223V27H221ZM226 28H228L229 29V27H227L226 26ZM239 28V27H238ZM38 29V28H37ZM56 29V30H55ZM92 29V27L90 28V30ZM184 29V28H183ZM188 29V28H187ZM189 29V32L191 31ZM199 29V27L197 28V30ZM215 29V31H217ZM224 29V31L226 30L225 28H223ZM223 29H221V31H222V34H225V33H223ZM0 30H3V29H0ZM11 30V29H10ZM83 31H84V29H82ZM93 30H94V28H93ZM186 30V29H185ZM193 30H194V28H193ZM196 30V31H197ZM232 30H235L234 28H233V26H232ZM74 31H75V29H74ZM73 31V32H74ZM82 31V32H83ZM88 31H89V29H88ZM199 31V30H198ZM235 31H238V29L236 28V30ZM6 32H7V30H6ZM9 32V31H8ZM25 32H26V30H25ZM41 32V31H40ZM42 32V33H43ZM70 32V31H69ZM72 32V31H71ZM72 32V33H73ZM86 32V31H85ZM188 32V33H189ZM205 32V31H204ZM227 32H229V33H227ZM16 33V32H15ZM31 33V32H30ZM29 33V34H30ZM33 33H35V32H33ZM32 33V34H33ZM38 33V32H37ZM36 33V34H37ZM46 33H45V35H46ZM48 33V34H49ZM65 33H68V35L67 34H65ZM71 33V34H72ZM74 33V34H75ZM88 33V32H87ZM93 33H94V31H93ZM102 33V32H101ZM101 33H99V35L101 34ZM106 33L107 32H105V33H103V34H105L106 35ZM124 33V32H123ZM186 33H187V31H186ZM214 33V32H213ZM219 33V36L221 35V37H222V34L220 33V31H218L216 34H218ZM234 33V32H233ZM263 33V32H262ZM0 34H1V31H0ZM23 34V33H22ZM44 34V33H43ZM90 34V33H89ZM130 34V33H129ZM190 34V33H189ZM188 34V35H189ZM203 34V33H202ZM206 34V33H205ZM226 34H230V31L228 30V31H226ZM232 34V33H231ZM230 34V36L229 37H231L232 35ZM239 34V33H238ZM234 35V36H238L239 37V35ZM35 35V34H34ZM41 35V34H40ZM57 35V34H56ZM67 35V36H66ZM73 35V34H72ZM70 35V38H69V40H71L72 39V37L73 36H75V35ZM82 35H85L84 33H82ZM81 35V36H82ZM98 35V36H99ZM102 35V34H101ZM105 35L103 36V37H105ZM119 35H121V34H119ZM201 35V34H200ZM12 36V35H11ZM14 36H15V34H14ZM26 36H28L27 34H26ZM72 36V37H71ZM88 36V35H87ZM87 36H85V37H87ZM108 36V35H107ZM106 36V37H107ZM190 37H192L191 36V34L189 35ZM202 36L203 35H201V36H199L200 38V40L198 39L197 40V42L198 43H201V39H202V41L204 42V40H203V38H202ZM206 36H207V34H206ZM234 36H232V38H228L229 40H231V39H233L234 38ZM1 37V36H0ZM9 37V36H8ZM23 37H24V35H23ZM22 37V38H23ZM31 37V36H30ZM32 37H33V35H32ZM36 37V36H35ZM41 37V36H40ZM47 37V36H46ZM45 36H44V38H46ZM57 37V36H56ZM58 37H60V36H58ZM64 37V38H65ZM83 37V36H82ZM85 37H84V39H85ZM95 37V36H94ZM105 37V38H106ZM113 37V36H112ZM195 37H197V36H193V39H195ZM204 37V36H203ZM215 37H218V35L217 36H215ZM227 37V36H226ZM225 37V38H226ZM9 38H11V37H9ZM48 38V37H47ZM51 38H53V37H51ZM60 38V39H61ZM75 38H77V37H75ZM91 38H93V36L91 37ZM95 38H98V37H95ZM99 38H101V36L99 37ZM119 38V37H118ZM225 38H223L224 40H225ZM6 39V38H5ZM4 39V42L5 43H7L6 42V40H8V38L5 40ZM25 38H23V40H24ZM27 39H28V37H27ZM34 39V38H33ZM54 39V38H53ZM59 39V38H58ZM57 39V40H58ZM59 39V40H60ZM66 39V38H65ZM64 39V40H65ZM83 39V40H84ZM94 39V38H93ZM103 39V38H102ZM138 39V38H137ZM180 39V38H179ZM213 39V38H212ZM211 39V40H212ZM220 39H222V38H220ZM222 39V40H223ZM3 40V39H2ZM1 40V38H0V41H2ZM29 40H30V38H29ZM37 40H38V38H37ZM40 40V39H39ZM41 40H44L43 38H41ZM67 40V39H66ZM65 40V41H66ZM80 40V39H79ZM95 40V39H94ZM177 40V39H176ZM181 40V39H180ZM208 40V42H209V45H210V43H212V42H210L209 40L210 39H207ZM227 40V39H226ZM228 40V41H229ZM234 41H235V38L233 39ZM233 40H231V41H233ZM17 41V40H16ZM36 41V40H35ZM55 41H56V39H55ZM65 41H63V39H61L60 40V42H63L64 43V46H65V50L66 51H69V50H67L66 49V45H65ZM96 41V40H95ZM94 41V42H95ZM107 41H110V40H108V38H107ZM106 41V42H107ZM193 41V40H192ZM200 41V42H199ZM218 41L220 42L221 40H219L218 39ZM233 41V42H234ZM263 41H264V39H263ZM4 42L2 41V43L0 44V51H3V49H5V48H7L8 46H6V44L4 45ZM26 42V41H25ZM25 42H23V43H25ZM28 42V41H27ZM43 42V41H42ZM41 42V43H42ZM60 42H59V44H60ZM102 42H104V41H102ZM102 42H101V44H102ZM106 42H104V43H106ZM181 42V41H180ZM224 42V41H223ZM230 42V41H229ZM236 42V41H235ZM235 42H234V44H232V48H234L233 47V45L234 46H236V47H238L237 45L239 44H236L235 45ZM11 44H12V42H10ZM45 45H46V43H48V41L47 42H43ZM49 43H50V41H49ZM52 43V42H51ZM51 43H50V45H51ZM56 43H58V41L56 42ZM73 43V42H72ZM81 43V42H80ZM138 43V42H137ZM177 43H178V41H177ZM198 43H197V45H198ZM206 43V42H205ZM204 43V44H205ZM263 43V42H262ZM3 44V45H2ZM19 45H20V42L18 43ZM36 44H38V46H36V47H38L39 49L41 48V50H42V45H44V44H40V43H36ZM55 44V43H54ZM74 44V43H73ZM78 44V43H77ZM96 44H99V42L98 43H96ZM107 44H109V42L107 43ZM142 44V43H141ZM201 45V46H205V45ZM206 44H208V43H206ZM217 44H218V42H217ZM220 44V46L218 47V48H220L221 47V49H224L225 48V46H227L228 48H229V45L230 44H228V43H223V45L225 44V46H224V48H223V46H221V42L219 43ZM218 44V45H219ZM2 45V46H1ZM8 45H9V43H8ZM22 45V44H21ZM24 45V44H23ZM28 45H30L29 43H28ZM27 45V46H28ZM48 45V44H47ZM47 45L45 46L46 48H47ZM49 45V46H50ZM72 45V44H71ZM81 45H83V44H80V46L79 47H81ZM185 45V44H184ZM183 44H182V46H184ZM192 45V44H191ZM196 45V46H197ZM240 45V44H239ZM31 46V45H30ZM35 46V45H34ZM40 46V47H39ZM57 46V45H56ZM55 46V47H56ZM69 46V45H68ZM78 46V45H77ZM87 46V45H86ZM104 46V45H103ZM107 46V45H106ZM137 46V45H136ZM181 46V47H182ZM190 46V45H189ZM200 46V48H202ZM212 46V45H211ZM214 46V45H213ZM12 47H13V45H12ZM12 47L11 46H9V48H11L12 49ZM15 47V46H14ZM19 47V46H18ZM21 47V46H20ZM19 47V48H20ZM33 47V46H32ZM35 47V48H36ZM45 47H44V49H45ZM59 46H57V48H58ZM71 47V46H70ZM79 47H78V49H79ZM99 47V46H98ZM140 47V46H139ZM180 47V45L177 47L178 49L179 48H181ZM197 47H199V46H197ZM209 47V46H208ZM235 47V50L233 49H231V51H236L237 53H238V55L240 54L239 52L241 51V49H240V47H238L239 48V50H238V48H236ZM25 48V47H24ZM35 48H33L34 50H35ZM38 48H36V50L38 49ZM54 48V47H53ZM59 48H62V47H59ZM64 48V47H63ZM88 48H90V47H88ZM103 48V47H102ZM184 48V47H183ZM192 48V47H191ZM196 48V47H195ZM218 48H212L213 50H215V49H218ZM230 48H231V45H230ZM229 48V49H230ZM11 49H9L10 50V54H11V56H12V53H11ZM26 49V48H25ZM31 49V48H30ZM43 49V50H44ZM69 49V48H68ZM71 49V48H70ZM86 49V48H85ZM109 49V48H108ZM220 49V50H221ZM14 50H16L15 48H14ZM13 50V53H15V51ZM28 50V49H27ZM32 50V49H31ZM34 50H32V51H34ZM64 50V51H65ZM73 50V49H72ZM100 50V49H99ZM196 50V49H195ZM195 50H193L192 49V51L194 52ZM201 50V49H200ZM199 50V51H200ZM205 50H207L206 48H205ZM211 50V49H210ZM209 50V51H210ZM219 50V49H218ZM217 50V51H218ZM219 50V51H220ZM225 50L227 51L228 49H226L225 48ZM224 50V51H225ZM238 50V51H237ZM24 51V50H23ZM30 51V50H29ZM31 51V52H32ZM48 51V50H47ZM50 51V50H49ZM189 51H190V49H189ZM189 51L187 52V53H189ZM192 51H190L191 53H193ZM197 51H198V49H197ZM198 51V52H199ZM202 51H204V50H202ZM223 51V50H222ZM223 51V52H224ZM8 52V51H7ZM19 52H20V50H19ZM26 52V51H25ZM28 52V51H27ZM26 52V54H28V53H30V52H28L27 53ZM41 52V51H40ZM45 53H46V51H44ZM43 52V53H44ZM54 52V51H53ZM212 52V51H211ZM214 52V51H213ZM222 52V53H223ZM230 52V51H229ZM229 52H226V53H228L229 54ZM1 54V59L3 60V58H2V56H3V54H5V57L4 58H7V59H9V58H12L10 55L9 56H7V53L5 52V53H2V52H0ZM8 53V54H9ZM21 53V52H20ZM20 53H19V55L17 56V55H15V54H13V58L11 59V61H10V59H9V61H8V67H11V65H13L14 67L16 66H18L17 68L15 67V68H13V67H11L12 69H9V68H7V66H6V70L5 71H3L4 70V63H7V61L5 60L3 63L1 62V64L0 65H3L2 67H3V72H5V74L3 73H1L3 76L5 75V77L6 78H4V77H2V75L0 74V78H4V80L5 79H8L7 77L9 76V72L11 71L12 72V70H14V69H16V70H14L13 72L15 73H17V70H18V68H19V70L21 69V72H22V74H21V72H20V74L23 76L24 75V77L27 75V74H25V72H23V71H25V70H22V68L24 67H22V65L24 64L25 66L30 62V63H32L34 60H33V56H31L32 54H30V56H28L27 57V55H26V57L27 58H32V59H27V62L28 63H24V61L26 60V57H25V54L24 55H20ZM33 53H37L35 56H37L39 53L38 52H33ZM50 53L51 54H49V55H52L53 53L50 51ZM77 53V52H76ZM87 53L89 54V55H87ZM87 53H85L87 56H89V57H86V55L84 54V57H86V58H88V61H89V58L91 57V53H89V52H87ZM95 53V52H94ZM201 53V52H200ZM200 53H198V54H200ZM204 53V52H203ZM214 53H216V52H214ZM225 53V54H226ZM235 53V52H234ZM233 52H232V54H230V56H233V58L234 59H232V61H230V62H232V64H234L235 65V62H236V64H238V66L236 65V69L238 68L239 69V73L241 74V79H240V82H239V85H237L238 87L240 86L241 87V91L240 90H238V91H240L242 94H239L240 96H241V98H239L238 96V98L240 99V104H239V102H238V106H236V107H234L235 109H232V110H230V112L232 111V112H234V113H236L235 111H236V109L238 110L237 112H239V115H238V117H237V115L235 114V115H230V114H228V113H230V112H228V111H226L225 110V112L227 113V115H226V117L228 116V115H230V117L228 116V120H230V119H232L233 120V116H236L237 117V119H236V117H234V120L232 121H230L231 123H232V125H231V127L228 129V130H230L231 129V131H229V133L230 134H228L227 133V126L226 127H223V128H220V129H222V130H217L219 133H220V135H222L221 137H222V139H224V140H226V142H223V141H221V143H223V144H225V146L223 147V146H221L220 144H218L219 142H220V140H222L221 139V137H219V133L217 134V136L219 137H217V138H215V136L216 135H214V142L213 141H209L208 143L211 145V146H208L209 144L207 143V142H205V144L208 146V149H205V151L207 152V154H206V152H203L204 154H205V156H207V155H209L208 153H210V155H215L216 156V154H214L213 152H216L217 150V156H219V159L218 160H216V159H212V157L210 158V160L208 159L209 158V156H207V158L205 157V159L206 160H208L209 162L210 161H213V163H215V161H216V164H215V166L213 165V164H208L210 167H211V169L209 170V168H208V172H207V169H206V171H204L205 169L203 168V164H202V169H204L203 170V173H202V175L200 176L201 178L203 177V179H205V180H207L208 182H211V180H214V181H216V180H220L221 178H223V177H226L227 178V183H228V186L229 187H231V190L233 189L234 191L233 192H237V202H236V204L233 206V205H231V203H229L228 205H231L230 207L226 204H224L223 205V203H221V202H219V201H222V200H225V199H223V197H222V199H219V201H218V206H217V204L215 205L214 204V206H216V208L213 210V211H215V210H218V211H215V212H212L211 214L209 213V215H210V217H208V215L206 216V215H204V216H206V218L207 219H217V215H219L218 213H220L221 212V214H222V211L224 210V208H225V206H227V208H225V209H227L228 210V208H231L232 207V211H235V216H236V222H237V224H236V227H237V233H234L233 231H235L236 232V230H235V228H234V230H233V228H232V230L233 231H231V233H230V236H232L233 237V239H235V236H233L234 234L237 236V240H233L234 242H232L233 244L231 245V243H229L230 244V246H232V247H236L237 248V250H234V251H236L237 252V255H235L234 254V252H233V254L238 258H235V260L237 259V264H264V44L263 45H257V44H254V45H247L245 48H244V50L243 51H241V55L239 56V58H238V55L235 53L234 54ZM23 54V53H22ZM42 53H40L39 55H38V57L41 55ZM63 54H65V53H63ZM93 54V53H92ZM118 54V53H117ZM131 54V53H130ZM195 54V53H194ZM211 54V53H210ZM209 54V55H210ZM218 54H219V52H218ZM217 54V55H218ZM221 54V53H220ZM15 55V56H14ZM54 55V57L53 56H51V57H53L52 58V60L53 59H55V57H59V55H55V53L53 54ZM67 55H69V54H67ZM79 55V54H78ZM78 55L77 54H75V56H77L78 57ZM95 55V54H94ZM94 55L91 57V59L94 57ZM122 55V54H121ZM132 55V54H131ZM149 55V54H148ZM189 55V57H190V55L191 54H188ZM201 55V54H200ZM203 55V54H202ZM206 55V54H205ZM208 55V56H209ZM212 55V54H211ZM214 55H216V54H214ZM224 55V54H223ZM7 56V57H6ZM19 56H21V57H24V58H20ZM42 56V55H41ZM47 56V55H46ZM66 56V55H65ZM65 56H63V58L65 57ZM80 56H82V55H79V57ZM97 55H95V57H96ZM117 57H118V55H116ZM127 56V55H126ZM128 56H130V55H128ZM138 56V55H137ZM196 56V55H195ZM234 56H237V59L239 60H236L235 58L236 57H234ZM9 57V58H8ZM19 58L22 62H16V58ZM50 57V56H49ZM50 57V58H51ZM71 57V56H70ZM73 57V56H72ZM83 57V58H84ZM98 57H100L99 56V54H98ZM97 57V60L99 59ZM124 57V56H123ZM187 58H189L188 56H186ZM197 57H199V56H197ZM216 57V56H215ZM225 57L227 58V57H229V55H225ZM56 58V59H57ZM62 58V59H63ZM67 58V57H66ZM108 58H110V57H108ZM186 58V60H188ZM191 58H192V55H191ZM207 58V57H206ZM210 58H212L211 56H210ZM222 58H224V57H222ZM14 59V60H13ZM22 59H24V61L22 60ZM40 60H41V58H39ZM38 59V60H39ZM46 60H47V62L48 61H50L49 59H47V58H45ZM65 59V58H64ZM63 59V60H64ZM69 59V58H68ZM75 59H77V58H75ZM101 59V58H100ZM103 59V58H102ZM120 59H122V57L120 58ZM124 59V58H123ZM131 59H133V58H131ZM202 59V58H201ZM200 59V60H201ZM203 59H205V57L203 58ZM212 59H214V58H212ZM212 59H210L211 61H212ZM216 59V58H215ZM218 60L216 61V60H214V61H216L217 62V64H220L221 63V66H222V62H223V59H221V57L220 58H217ZM219 59L220 60H222V62H220L219 61ZM229 59L230 58H228V61H227V63H229ZM13 60V61H12ZM18 60V59H17ZM29 60V61H28ZM30 60H33L32 62L30 61ZM38 60H35V62L37 61V62H40V61H38ZM46 60H45V63H46ZM71 59H69V61H70ZM72 60H73V58H72ZM72 60H71V63H72ZM78 60V59H77ZM84 60H85V58H84ZM95 60H96V58H95ZM94 60V61H95ZM96 60V61H97ZM111 60V59H110ZM127 60H128V58H127ZM194 60V59H193ZM197 60V59H196ZM199 60V59H198ZM199 60V61H200ZM206 60H208V59H206ZM231 60V59H230ZM241 60V61H240ZM59 62H60V60H58ZM58 61H56V62H58ZM69 61H68V65L70 64L69 63ZM88 61H86V62H88ZM94 61H93V63H94ZM101 61H103V60H101ZM130 61V60H129ZM203 61V60H202ZM235 61V62H234ZM16 62V63H15ZM26 62V61H25ZM91 63H92V61H90ZM99 62V61H98ZM98 62H96V63H98ZM118 62V61H117ZM190 63H191V61H189ZM193 62V61H192ZM201 62V61H200ZM206 62V61H205ZM209 62V61H208ZM219 62V63H218ZM225 63H226V59H225V61H224ZM234 62V63H233ZM238 62H240V63H238ZM12 63H14V64H12ZM45 63H42V64H44V66L47 64H45ZM50 63H51V61H50ZM63 63V61L61 62V64ZM85 63V62H84ZM101 63L102 62H100L99 64H95L94 63V68L97 70V67L95 66V65H99L100 67H101ZM110 61H109V65H110ZM114 64H116L115 63V61L113 62ZM111 64V65H114V64ZM189 63V64H190ZM226 63V64H227ZM16 64V65H15ZM22 64V65H21ZM42 64H40V63H38V64H36V67H34V70H32L33 68V66L31 65V68H29V69H31L32 70V73H33V71H35V73L37 72V69L39 70V71H41L40 70V67H38L37 65H41V66H43ZM49 64V63H48ZM52 64V63H51ZM50 64V65H51ZM76 63L74 62L73 63V66L75 65ZM118 64V63H117ZM130 64V63H129ZM137 64V63H136ZM140 64V63H139ZM185 64H188L187 62L185 63ZM197 64H199V63H197ZM209 64H211L212 65V63H210L209 62ZM224 65L227 69H228V67H227V65ZM232 64H228L229 65V67L232 65ZM72 65V64H71ZM105 65V67H107L106 66V64H104ZM120 65V64H119ZM206 65H208V64H206ZM233 65V66H234ZM34 66H35V64H34ZM47 66V65H46ZM73 66H72V68L71 69H73ZM80 66V65H79ZM82 66H84V65H82ZM93 66H90V69H91V67H92V69H93ZM115 67L117 66V65H114ZM134 66V65H133ZM195 66V65H194ZM199 66V65H198ZM220 66V65H219ZM53 67V66H52ZM75 67V66H74ZM105 67H103L104 69H105ZM113 67V66H112ZM111 66H110V68H112ZM115 67H113V68H115ZM121 67H123V66H121ZM130 68L132 67V66H129ZM128 67V68H129ZM135 67V66H134ZM192 67H193V65H192ZM191 67V68H192ZM197 67V66H196ZM200 67V66H199ZM203 67V66H202ZM206 67V66H205ZM217 67V66H216ZM224 67V68H225ZM28 68V67H27ZM27 68H25V69H27ZM35 68H37V69H35ZM48 68V67H47ZM46 68V69H47ZM51 68V67H50ZM55 68V67H54ZM79 68V67H78ZM81 68V67H80ZM83 68V67H82ZM84 68H85V66H84ZM108 68H109V66H108ZM133 68V67H132ZM182 68V67H181ZM191 68H189V70L191 69ZM198 68V67H197ZM204 68V67H203ZM209 68V67H208ZM218 68V67H217ZM220 68V67H219ZM225 68V69H226ZM2 68H1V66H0V70H1ZM24 69V68H23ZM45 69V70H46ZM61 69V68H60ZM59 69V70H60ZM66 69V68H65ZM86 69V68H85ZM102 69V68H101ZM104 69H102V71H104ZM127 69V68H126ZM194 70L196 69V68H193ZM205 69V68H204ZM226 69V70H227ZM235 69V70H236ZM9 70V72H7ZM54 70V69H53ZM58 70V71H59ZM64 69L62 68V71H63ZM67 70H69V68H67ZM80 70H82V69H80ZM89 70V69H88ZM120 70V69H119ZM182 69H180V71H181ZM185 70H187V69H185ZM229 70L230 69H228V72H229ZM27 71V70H26ZM57 71V69L55 70V72ZM65 71V70H64ZM74 71V70H73ZM76 71V70H75ZM74 71V72H75ZM85 71V70H84ZM91 71V70H90ZM98 71H100L101 72V70H98ZM111 71H113V70H111ZM123 71V70H122ZM121 71V73H124V72H122ZM184 70H182L181 72H183ZM188 71V70H187ZM186 71V72H187ZM196 71H198V70H195V72ZM222 71H223V69H222ZM230 71H232V69L230 70ZM234 71V70H233ZM10 72V73H11ZM18 72V73H19ZM30 73H31V71H29ZM47 72H50V70H46L45 71V73L42 71V72H40V73H43L44 75L47 73ZM54 72V73H55ZM77 72V71H76ZM86 72L89 74V72L86 70ZM86 72L84 73L85 75H87L86 74ZM93 70H92V75H95L96 76V72H94L95 74H93ZM189 72H193V70H191V71H189ZM188 72V73H189ZM200 72V71H199ZM210 72H212V71H210ZM235 72V71H234ZM236 72H238V70L236 71ZM235 72V73H236ZM8 73V74H7ZM14 73H12V74H14ZM18 73H17V75H18ZM24 73V74H23ZM37 73H39V72H37ZM53 74V71L51 70V72H50V74ZM63 74H64V72H62ZM70 73V72H69ZM68 73V74H69ZM98 73V72H97ZM115 73V72H114ZM187 73V75H189ZM194 73V72H193ZM204 73V72H203ZM206 73V72H205ZM205 73L203 74V75H205ZM49 73H47V75H48ZM60 74H61V71H60ZM60 74H59V76H60ZM71 74H73V73H71ZM99 74H101V73H98V76H99ZM102 74H103V72H102ZM107 74V73H106ZM106 74H104V76L106 75ZM116 74V73H115ZM132 74V73H131ZM179 74L182 76V74L179 72ZM191 74V73H190ZM207 74V73H206ZM238 74V73H237ZM8 75V76H7ZM14 75H16V74H14ZM14 75H12V76H14ZM21 75H19V76H21ZM29 76H30V74H28ZM57 75V74H56ZM56 75H52V76H49L50 77V79H53L54 77H58V76H56ZM74 75V74H73ZM78 75H80V74H78ZM78 75H75L76 77H78ZM81 75H82V73H81ZM84 75V76H85ZM176 75H178V74H176ZM185 75V74H184ZM186 75V77H188ZM202 75V76H203ZM212 75H213V73H212ZM12 76H10V78L12 77ZM19 76H14V77H12L11 78V80L13 79V81L15 80V77H16V79H17V83L19 82L20 84H22L23 82H25L28 86H31V87H29L30 89L32 88V90H30V89H27L26 88V86L27 85H25V83H23L21 86H20V84L18 83L17 84V88L13 85V84H10V78L8 79V81L7 80H1L2 82L0 83V89H2V91H3V95L4 94H7L8 92H13V91H8L7 93H6V91H5V89L7 88L6 86H4V85H7L8 86V88L10 87L9 85H11V90L12 89H14L12 86H14L15 87V89H17L16 91L17 92H20V93H18L19 94V99H18V94H17V97L15 96L16 94H14L15 93V91H14V93H11V96L13 95V96H15L16 97V100L18 99V101H19V104H20V102H21V104L18 106V101L16 102V106L13 108V109H16V108H18L19 107V110H21V111H23L22 110V107H26V104L24 105V103H26V102H24L23 103V101H25L27 98H25L26 96L25 95H27V93L28 92H30V93H33V95H34V92H32L33 91V89L35 88V89H37V90H39L38 89V85H40V83H42V82H38V81H40L41 79H43L42 78V76H41V78H37V77H35L34 76V78H35V81H34V79H32V77L33 76H31V77H25L27 80L25 81V78H23L24 79V81L22 80V76L21 77H19ZM64 76H66V74L64 75ZM63 76V77H64ZM88 76V75H87ZM110 76V75H109ZM139 76H140V74H139ZM138 76V77H139ZM196 76V75H195ZM199 76V75H198ZM217 76V75H216ZM231 76V75H230ZM46 77V76H45ZM80 77V76H79ZM86 77V76H85ZM85 77L83 78V77H81V78H79V79H85ZM90 77H91V79H92V77L93 76H91L90 75ZM89 77V78H90ZM103 77V76H102ZM107 77H108V74H107ZM107 77H104L105 79L107 78ZM125 77H127V76H125ZM130 76H128V78H129ZM132 77H133V75H132ZM142 77V76H141ZM178 77H179V75H178ZM190 77V76H189ZM205 78H206V75L204 76ZM203 77V78H204ZM19 78H21V80H22V82H21V80H18ZM29 78L30 79H32V81H30L29 80ZM88 78V77H87ZM86 78V79H87ZM96 78V77H95ZM94 78V79H95ZM103 78V80L101 79V76H100V80L101 81H103L104 82V84H106L105 82H107L108 81V79L107 80H105ZM173 79H174V77H172ZM182 78V77H181ZM193 78V77H192ZM195 78V77H194ZM201 78V77H200ZM210 78H211V76H210ZM221 78V77H220ZM220 78H217V79H219L220 80ZM223 78V77H222ZM222 78H221V80L219 81V82H221L220 83V85H221V87H222V84L223 83H225V82H223L222 81ZM45 79V78H44ZM43 79V80H44ZM65 79V78H64ZM64 79H63V81H64ZM76 79V78H75ZM78 79V78H77ZM78 79V80H79ZM98 79V80H97ZM97 81H99V78L97 77ZM130 79H131V77H130ZM170 79V78H169ZM191 79V78H190ZM189 79V81H192V80H190ZM199 77L197 78V81H198V83H199ZM28 80H29V82H30V84H28ZM56 80V79H55ZM66 80V79H65ZM95 80V81H96ZM105 80V81H104ZM112 80H114V82H115V79H112ZM129 80V79H128ZM202 80V79H201ZM204 80H206V79H204ZM203 80V81H204ZM16 81V80H15ZM15 81L14 82H12L11 81V83H15ZM42 81V80H41ZM58 81V80H57ZM62 81V80H61ZM81 82H82V80H80ZM84 81V80H83ZM91 80H89V82H90ZM92 81H94V80H92ZM95 81H94V84H96L95 83ZM101 81H99V83L103 86L104 84H102L103 82H101ZM177 81V80H176ZM182 81V80H181ZM185 81V80H184ZM194 81V80H193ZM209 81V80H208ZM213 81V80H212ZM232 81V80H231ZM230 81V83L232 84V82ZM32 82H34L35 83V86H32L31 85V83ZM53 82V81H52ZM55 82V81H54ZM85 83H86V81H84ZM116 82H118V81H116ZM214 82H216V81H214ZM213 82V83H214ZM238 82H236L235 83V85L234 86H236V84L238 83ZM9 83V84H8ZM60 83V82H59ZM65 83V82H64ZM88 83V82H87ZM93 83V82H92ZM108 83V82H107ZM111 83H112V81H111ZM110 83V84H111ZM119 83H121L120 81H119ZM193 83V82H192ZM196 83V82H195ZM210 83H212L211 81H210ZM209 83V84H210ZM217 84H219L218 82H216ZM2 84H4V85H2ZM33 84V83H32ZM38 84V85H37ZM53 84V83H52ZM63 84V83H62ZM90 84V83H89ZM88 84V85H89ZM109 84V83H108ZM123 84V83H122ZM122 84H121V86H122ZM187 84V83H186ZM186 84H185V86H186ZM197 84V83H196ZM201 84V83H200ZM202 84H204V83H202ZM230 84V87H232V85ZM234 84V83H233ZM1 85H2V88H1ZM18 85H19V87H21V89L23 90V89H26V90H28V92L27 93H23V95H22V91H21V89L19 88L18 89ZM36 85H37V87H36ZM97 85V84H96ZM101 85H99L98 84V86L100 87ZM112 85V84H111ZM116 85H118L117 83H116ZM127 85V84H126ZM188 85V84H187ZM193 85V84H192ZM191 85V86H192ZM199 85V84H198ZM220 85H219V89L217 88L216 90H221L222 88L220 87ZM228 85H229V82H228ZM3 86H4V88H3ZM42 87H39L40 88V91H42L41 90V88H43L44 86L43 85H41ZM53 86V85H52ZM92 86V85H91ZM120 86V85H119ZM181 86H182V84H181ZM203 86V85H202ZM207 86H208V84H207ZM213 86V85H212ZM224 86V85H223ZM22 87H24V88H22ZM63 87V86H62ZM62 87H59V88H62ZM94 87V86H93ZM97 86H95L94 88H96ZM105 87V86H104ZM103 87V88H104ZM108 87V85L106 84V88ZM114 87H116L115 85H114ZM118 87V86H117ZM124 87H126L125 85H124ZM128 87H130V86H127V88ZM164 87V86H163ZM172 87H174V86H172ZM195 87H197L196 85H195ZM215 87H216V85H215ZM215 87L213 86V89L215 90ZM225 87H226V85H225ZM237 87V88H238ZM10 88H9V90H10ZM45 88V87H44ZM47 88H48V86H47ZM56 87H54V88H52L53 90L55 89ZM98 88V87H97ZM119 88H121V87H119ZM127 88L125 89V88H123V89H125V90H127ZM175 88H176V86H175ZM175 88H173V89H171V87H170V89L171 90H174ZM179 88V87H178ZM180 88H182V87H180ZM186 88V87H185ZM202 88V87H201ZM221 88V89H220ZM236 88V87H235ZM14 89V90H15ZM34 89V90H35ZM64 89V88H63ZM99 89V88H98ZM97 89V90H98ZM111 89H113L112 90V92H116V94L119 96V95H121V96H119V97H122V94H124V93H122V94H120L119 93V91L117 92L114 88H110V89H107L108 91H107V93H109L110 92V90ZM132 89V88H131ZM177 89V88H176ZM183 89H184V87H183ZM205 89V88H204ZM203 89V90H204ZM212 89V88H211ZM211 89H209V90H211ZM229 89V88H228ZM233 89H234V87H233ZM232 89V90H233ZM20 90V91H19ZM30 90V91H29ZM51 90V89H50ZM106 90V89H105ZM200 90V89H199ZM208 90V89H207ZM234 90H237V89H234ZM233 90V91H234ZM39 91V92H40ZM43 91H48V89H44ZM62 90L60 89V92H61ZM100 91V90H99ZM121 91V90H120ZM137 91V90H136ZM201 91H202V89H201ZM226 91H228L229 92V90H226ZM233 91H232V93H233ZM16 92V93H17ZM26 92V91H25ZM36 92H38V91H36ZM50 92V91H49ZM104 92V91H103ZM121 92H123V91H121ZM128 92H129V90H128ZM128 92H126V93H128ZM139 92V91H138ZM189 92V91H188ZM203 92V91H202ZM201 92V94H203ZM204 92H206V91H204ZM208 92V91H207ZM227 92V93H228ZM239 92V93H240ZM0 95H2V92L0 91ZM9 93V94H10ZM30 93H28V95H27V97L29 96V94ZM45 92H43V94H44ZM119 93V94H118ZM125 93V94H126ZM176 93V92H175ZM195 93V92H194ZM193 93V94H194ZM209 93H210V91H209ZM235 93H237V92H235ZM234 93V94H235ZM9 94H7V96L9 95ZM37 94V93H36ZM35 94V96H36V98H37V96L39 97V95H36ZM39 94H41V93H39ZM52 94V93H51ZM110 94H112L111 92H110ZM132 94H133V92H132ZM177 94V93H176ZM191 94V93H190ZM200 94V93H199ZM224 94H226V92L224 91ZM224 94H222L223 96H225ZM229 95L231 94V92L230 93H228ZM21 95H22V97L23 98H25L24 100H20V99H22V97H21ZM33 95H30V97H32ZM50 95V94H49ZM53 95V94H52ZM114 95V94H113ZM112 95V96H113ZM134 95H135V92H134ZM162 95V94H161ZM168 95V94H167ZM174 95V94H173ZM218 95H219V93H218ZM220 95H221V93H220ZM6 95H4V97H0V98H4L3 100H6V99H8V100H10L11 101V99H9L11 96L9 95L8 97H7ZM41 96V95H40ZM160 96V95H159ZM185 96V95H184ZM193 96V95H192ZM195 96V95H194ZM198 96V95H197ZM196 96V97H197ZM215 96V95H214ZM231 96H232V94H231ZM5 97H7V98H5ZM52 97V96H51ZM116 97V96H115ZM163 97V96H162ZM171 97V96H170ZM186 97V96H185ZM211 98L213 97V96H210ZM220 97H222V96H220ZM226 97H228V95L226 96ZM234 97V96H233ZM13 98V97H12ZM33 98V97H32ZM41 97H39V99H40ZM61 98V97H60ZM127 98H129V97H127ZM174 98H175V96H174ZM193 98H195V97H193ZM191 99V100H193L192 102H194L193 104H192V102H191V104L192 105H190L191 106V108L193 107V105L194 106H199V104H195V101L196 100H194V99ZM205 98H207V97H205ZM234 98H236V97H234ZM238 98H236L237 100H238ZM15 99V98H14ZM38 99V100H39ZM42 100H43V103H44V100H45V103H44V105H43V103H42V105H40V108H41V106L42 107H44L45 106V104H47V102L50 100V99H48V101L46 102V99L47 98H45V99H43V98H41ZM59 99V98H58ZM124 99H126V98H124ZM176 100H177V98H175ZM2 100V101H3ZM15 100V101H16ZM28 100H29V98H28ZM170 100V99H169ZM197 100H198V98H197ZM202 100H203V98H202ZM205 100V99H204ZM206 100H208V99H206ZM205 100V101H206ZM222 100H224V99H222ZM231 100H233V99H231ZM2 101H1V99H0V106H1V109H0V111L1 110H4L3 108H2ZM14 101V100H13ZM33 101L34 102H32L33 103V105L35 104V99H33ZM41 101V100H40ZM51 101H52V99H51ZM50 101V102H51ZM87 102H89V103H85V100L83 101V103H85V104H79L78 106L79 107H81V109H82V111L84 112V114H85V117L86 118H88V119H90V118H92V115L94 114V113H97V112H99V113H101V112H105L104 110V107H99L101 104L100 103H98L97 102V99H94V100H91V102L90 101H88V100H86ZM167 101V100H166ZM174 101V100H173ZM180 101V100H179ZM178 100L177 101H175V104H176V102H177V104H176V106L177 105H179V102ZM209 101H211L210 100V98H209ZM6 102H7V100H6ZM9 102V101H8ZM6 103V104H3V105H7V104H9V103ZM31 102V101H30ZM42 102V101H41ZM179 102V103H178ZM184 102V101H183ZM199 101H197L196 103H198ZM204 102V101H203ZM215 103L214 104H217L218 105V103H216L217 101H214ZM12 103V104H11ZM11 103H10V105H12V107H13V102L11 101ZM15 103V102H14ZM38 103H39V101H38ZM37 102H36V104H38ZM182 103V102H181ZM225 103V102H224ZM28 104H30V108L32 107L31 106V103H28ZM35 104V107H39V106H37ZM40 104V103H39ZM38 104V105H39ZM168 104V103H167ZM190 104V103H189ZM189 104H187V108L186 109H188L189 110V108H190V106L188 107V105ZM200 104H201V102H200ZM204 104V103H203ZM237 104V103H236ZM232 106L234 105V103L233 104H231ZM230 105V106H231ZM5 106H4V108H5ZM102 106V105H101ZM185 106V105H184ZM197 106V107H198ZM201 106V105H200ZM212 106H214L213 104L211 105V106H208V107H210V108H212V109H217L216 107H218V106H214V107H212ZM231 106V107H232ZM7 107V106H6ZM11 107V106H10ZM11 107V108H12ZM29 106H27V108H28ZM161 107V106H160ZM203 107H204V105H203ZM207 107V106H206ZM223 107V106H222ZM224 107H225V105H224ZM227 107V106H226ZM229 107V106H228ZM8 108H9V105H8ZM21 108V109H20ZM40 108H38V109H40ZM46 108V106L44 107V108H41L40 110H42L43 109V111H44V113L46 112L45 110H47V109H45ZM173 108L175 109V107L173 106ZM176 108H178V107H176ZM180 108H181V106H180ZM190 108V110L192 111V109ZM200 108V107H199ZM219 109H221V105L218 107ZM233 108V107H232ZM6 110H4L5 111V113H8L10 110L12 111V109H7V108H5ZM33 110L32 111H34V112H36V114H38V113H43L42 111H35V109H37V108H32ZM173 109V110H174ZM204 109V108H203ZM229 109H230V107H229ZM7 110H9L8 112H6ZM28 110H29V108H28ZM31 110V109H30ZM177 110V109H176ZM175 110V111H176ZM180 110V109H179ZM189 110V111H190ZM193 110H194V108H193ZM195 110H196V107H195ZM201 110H202V108H201ZM200 110V112L201 113H203L202 111ZM207 110H211V109H205V111L207 112ZM4 111H3V113H4ZM15 111H17V113L19 112L18 111V109L17 110H14V111H12V112H9V113H12L13 114V112H15ZM184 111V110H183ZM208 111V112H209ZM212 112H213V110H211ZM216 111H218V110H216ZM222 111H223V109H222ZM29 112V111H28ZM165 112H166V109H165ZM168 112H169V110H168ZM167 112V113H168ZM177 112V111H176ZM180 112H181V110H180ZM206 112H204V115H206L207 114V116H212L211 114H209L208 112L206 113ZM1 113H2V111L0 112V128H1V133L3 134V132H2V128H4L5 130H6V132L8 131V129H6L5 127H7L8 125L7 124H10V122L11 121H13L11 118L14 116V114H13V116L12 117H10V119H9V117L7 116L8 114H6V115H1ZM19 113H21V112H19ZM47 113V112H46ZM159 113V112H158ZM157 113V114H158ZM167 113L166 114H164V116L165 115H167ZM174 113V112H173ZM178 113H179V111H178ZM234 113H231V114H234ZM11 114V115H12ZM48 114V113H47ZM153 114V113H152ZM180 114V113H179ZM189 114V113H188ZM187 114V112L185 111V113H184V116L185 115H188ZM190 114H191V112H190ZM195 114V113H194ZM197 114V116H201L202 117V114L201 115H199L198 113H196ZM222 114H224V113H222ZM17 115V114H16ZM15 115V116H16ZM29 115H30V113H29ZM39 116H41L40 114H38ZM37 115V116H38ZM161 115V114H160ZM162 115H163V113H162ZM170 115H171V113H170ZM178 115V114H177ZM182 115H183V113H182ZM192 115V114H191ZM216 115H217V113H216ZM221 115V114H220ZM225 115L224 116H220V117H222L221 119L223 120V123H224V118H225ZM6 116V117H5ZM14 116V117H15ZM23 116V115H22ZM32 116L33 117H30V118H34V117H36L35 118V120H32V119H30L31 121L30 122H27V123H30L31 124V122H32V124L34 123V121H36L37 120V118L39 117H37V116H35V114L33 115L32 114ZM175 118H176V116L175 115H173ZM180 116V115H179ZM193 116V115H192ZM209 116V117H210ZM4 117V118H3ZM18 117H21V116H18ZM27 117V118H26ZM26 119L24 120V122L25 121H27V119H28V115H27V113H26ZM160 117V116H159ZM172 117V116H171ZM186 117V116H185ZM187 117H189V115L187 116ZM200 117V118H201ZM209 117H208V119L206 118L205 120L207 121V120H209ZM40 118L41 117H39V122H40V124H41V122H42V125H44V121L43 120H40ZM162 118H164V117H162ZM166 118V117H165ZM167 118H168V116H167ZM170 118V117H169ZM168 118V119H169ZM173 118V117H172ZM172 118H171V120H172ZM195 118H196V116H194V120H195ZM204 118V117H203ZM217 118V117H216ZM230 118V119H229ZM80 119V118H79ZM161 119V118H160ZM188 119H191L190 117L188 118ZM210 119H212V117H210ZM218 119V118H217ZM216 119V120H217ZM235 119H236V121H235ZM18 119H16V120H14V121H17ZM47 120V119H46ZM176 120V119H175ZM179 119H177V121H178ZM180 120H181V118H180ZM197 120V119H196ZM204 120V119H203ZM226 120H227V118H226ZM238 120V121H237ZM10 121V122H9ZM14 121H13V123H12V125L14 126ZM21 121V120H20ZM28 121H29V119H28ZM49 121V120H48ZM48 121H45L46 123H49ZM157 121V120H156ZM174 121V120H173ZM187 122V119H185L182 123L180 122L179 124H180V126L178 127V129H181L182 127L183 128H187V127H184V126H189L190 124V122H192V119L191 120H188V121H190V122ZM211 121V120H210ZM9 122V123H8ZM38 122V121H37ZM37 122H35L36 124L35 125H37ZM159 122V121H158ZM170 122V121H169ZM194 122V121H193ZM202 122V121H201ZM205 122V121H204ZM212 122H215L214 120L212 121ZM218 121H216V123H217ZM220 122V121H219ZM17 123V122H16ZM26 123V124H27ZM86 123V122H85ZM159 123H163V125H158V126H163L164 127V124H165V121L163 122H159ZM159 123H157V124H159ZM185 124V125H183L182 127H181V125L182 124ZM195 123H197L196 121H195ZM221 123V122H220ZM237 123V124H236ZM25 124V123H24ZM24 124H22V127H24L23 125ZM25 124V125H26ZM30 124H29V128L30 127H32V124H31V126H30ZM38 125L37 126V130H39V126H41V125ZM156 124V125H157ZM170 124H171V122H170ZM174 125L176 124V123H173ZM178 124V122H177V125H179ZM192 124H194V123H192ZM191 124V125H192ZM199 123H197V125H198ZM206 124H208V123H206ZM219 124V123H218ZM230 124V123H229ZM5 125H7V126H5ZM11 125V124H10ZM9 125V126H10ZM20 125H21V123H20ZM155 125V124H154ZM167 125V124H166ZM205 125V124H204ZM209 125V124H208ZM208 125H206L207 127H208ZM227 125H228V122H227ZM5 126V127H4ZM12 126V127H13ZM17 126V125H16ZM45 126V125H44ZM43 126V127H44ZM153 126V125H152ZM157 126V127H158ZM172 126V125H171ZM170 126V127H171ZM205 126V127H206ZM213 126H214V124H213ZM236 126H238V127H236ZM19 127V126H18ZM35 127V126H34ZM42 127V129H46L45 127L43 128ZM167 127H169V126H167ZM190 127H192V126H190ZM189 127V128H190ZM194 127H195V125H194ZM206 127V128H207ZM220 127V126H219ZM229 127V126H228ZM234 127H236V128H234ZM11 128V127H10ZM21 128V127H20ZM19 128V129H20ZM152 128H155V127H152ZM166 127H164V129H165ZM175 128V127H174ZM172 129V132H173V130H176V128L175 129ZM198 128H199V126H198ZM13 129H15V128H11V130H13ZM18 129V130H19ZM32 131H33V134H34V132L35 131H37V130H35L34 131V129L33 128H30ZM48 129V128H47ZM77 129V128H76ZM158 129V128H157ZM164 129H162V130H164ZM169 130V128H166V131H168ZM194 129V128H193ZM196 129H197V127H196ZM195 129V132H196V134H195V132H194V130L192 131V133H193V135L195 136V135H197V130ZM209 129H212V127L211 128H209ZM225 129V130H224ZM10 130V129H9ZM23 130V129H22ZM29 130V129H28ZM27 130V131H28ZM183 130V129H182ZM182 130H179L180 131V137H178L179 135H176V134H174L175 136H170V134H169V136L170 137H172V138H174V137H178V140L181 142L182 140V143H180L178 140H176L177 141V143H178V145H179V143H180V145H182V144H184V139H186V138H184V139H182V137H183V135H181V133L183 132ZM185 131H186V129H184ZM208 130V129H207ZM234 130V131H233ZM236 130H237V132H236ZM25 132V133H27V134H29L30 132H32V131H30L29 133L28 132ZM148 131V130H147ZM158 131H159V129H158ZM171 131V130H170ZM182 131V132H181ZM203 131V130H202ZM210 131V130H209ZM221 131L222 132H224V134L226 135V136H228L227 138H223V135L224 134H222L221 133ZM226 131V132H225ZM233 131V132H232ZM6 132H5V134H6ZM9 132V131H8ZM14 133H15V131H13ZM19 131H17V133H18ZM23 132H24V130H23ZM23 132H22V135H26L25 133L23 134ZM160 133H162L163 134V132H165V130L163 131V132H161V131H159ZM187 132H190V129H189V131H187ZM187 132H185L186 134H188ZM204 132H206V131H204ZM208 132V131H207ZM214 132H216V131H214ZM214 132H211V134L212 133H214ZM232 132V133H231ZM239 132V133H238ZM14 133H13V135H14ZM39 133H42V132H39ZM39 133H35V134H38V135H40ZM176 133V132H175ZM191 133V132H190ZM189 133V134H190ZM191 133V134H192ZM203 133V132H202ZM210 133V132H209ZM227 133V134H226ZM233 133H237V136L236 135H234L235 137H234V139H233V137H232V135L231 134H233ZM11 134V133H10ZM10 134H7V135H5V137L6 136H9V137H7L8 139L11 137L12 138V136L10 135ZM33 134H30V135H33ZM34 134V135H35ZM46 134H48V133H46ZM86 134V133H85ZM127 134V133H126ZM153 134V133H152ZM151 134V135H152ZM183 134H184V132H183ZM210 134V138L211 137H213L212 135ZM17 135V134H16ZM30 135H29V137H30ZM43 135V134H42ZM49 135V134H48ZM171 135H173V134H171ZM199 135V134H198ZM198 135H197V137H198ZM202 135V134H201ZM204 135H206L205 133H204ZM208 135V134H207ZM230 135H231V138H230ZM2 136H4V134L2 135ZM20 136V135H19ZM24 136H23V138L22 139H19V138H17V141H15V140H11V141H13L15 144H16V146L18 147V145H17V143H19V144H21V140H23V139H25L24 138ZM37 136V135H36ZM131 136V135H130ZM134 136H136V135H134ZM133 136V137H134ZM156 136V135H155ZM163 136H167V135H163ZM185 136V135H184ZM203 136V135H202ZM4 137V138H5ZM26 137H27V135H26ZM33 137H35V136H33ZM42 137V136H41ZM40 137V138H41ZM139 137V136H138ZM142 137V136H141ZM152 137V136H151ZM157 137H159V136H157ZM192 137V136H191ZM191 137H188L189 139L191 138ZM196 137V136H195ZM195 138V140H197L198 138ZM200 137V139L201 138H206V136L205 137H201V136H199ZM209 137V136H208ZM1 138L2 137H0V140H1ZM13 138H15L16 139V137H14L13 136ZM43 138V137H42ZM132 138V137H131ZM135 138V137H134ZM154 138V137H153ZM152 138V139H153ZM156 138V137H155ZM161 138V137H160ZM163 138V137H162ZM166 138H168V137H166ZM165 138V139H166ZM171 138V139H172ZM179 138H181V139H179ZM187 138V139H188ZM20 141H19V140ZM29 139V138H28ZM35 139V138H34ZM48 139V138H47ZM151 139V140H152ZM157 139V138H156ZM176 139V138H175ZM175 139L173 140V141H175ZM194 139V138H193ZM220 139V140H219ZM228 139V140H227ZM229 139H232V140H229ZM237 139V142H236V144H237V146H236V144L234 143V140H236ZM7 140V139H6ZM5 140V141H6ZM44 141L43 142H45V140H46V138H44L43 139ZM105 140V139H104ZM114 140V139H113ZM119 140V139H118ZM125 140V139H124ZM191 140V139H190ZM206 140V139H205ZM3 141V140H2ZM11 141H8L9 143H11ZM19 141V142H18ZM25 141V140H24ZM23 141V143H24V145H26L25 144V142ZM27 141H29V146H27L26 145V147H27V149H23V148H20V147H18V148H20L19 150H16V148H15V144L12 142L11 143V146L10 147H12L13 148V146L12 145H14V150H15V152L16 151H20V153H18V155H20L21 154V156H23V158H24V156H25V158H26V156H28L27 158H26V160H25V158L23 159V158H19L18 157V155H15L16 153L13 151V149H12V151H13V156L11 155V154H9V156L11 155V157L13 158V159H10L11 157H9L8 155L6 156L5 155V152L4 153H1L3 150H2V148H1V150H0V173L1 172H3L2 174H0V264H172V262H173V260L171 259V257L169 256V258L170 259H168V256L166 255H158V256H155V257H151L152 259H153V261L154 262H152V263H150V261L148 260V256L149 255H147V257L145 256V254H144V252H143V254L142 253H139V251L138 250H140V249H142V247L141 246H143L144 244L141 242V244H143V245H140V247L141 248H139L137 251L138 252H134V251H131V250H133L132 248H131V250L129 249L130 247H124V246H121L120 248H119V246H116V244H117V242L118 241H122L123 240V242L125 243V241H127L128 240V238L126 239V237H124V238H117V234L119 233V231H117V226L118 225H120L119 223H120V221H121V223H123L122 222V220L120 219L122 216H123V214L121 213V212H123V211H120L119 212V210H121V208H123L124 206H122L120 209H119V207H120V205H119V207L117 206L118 205V203H120L119 202V200L120 199H122L123 200V198H118V197H120L119 195H121V194H119L118 195V193L120 192V191H118L117 192V195H116V197H117V199H116V197H115V195H114V197L115 198H113L112 196H113V194H112V191L111 192H107L108 190H110L109 188H108V190H106V192H105V194H107L108 193V197H109V195H110V193H111V195L112 196H110L109 198H106L105 196H101V195H99V197H98V194L99 193H97L98 191H99V189H101V188H96L98 191H96V192H92V193H94V196L93 197H88L87 195H85V194H87V193H85L84 194V192H82V190H80V189H82V185L81 186H79L78 185V188L80 187V189H77V186L75 187V184L73 185L74 186V189H69V187H67V185H66V180L64 179V177H63V175L61 176V175H59L58 174V172H57V175H56V172H55V170L53 169V168H51V165L53 166V167H58V166H55V164L57 165V162L55 161V159L53 158L54 156H55V154H54V156H51V155H49L51 152H49V154H48V152L46 151V150H44L45 152H46V155L48 154V159H44V158H47V157H45L46 155H44V151H43V149L42 148H45L44 146L42 147V146H40L41 144H39V145H37L35 142V144H36V149H33V147L32 146H34L30 141H31V139L30 140H27ZM42 141V140H41ZM48 141V140H47ZM50 141V140H49ZM51 141H54V139L52 140V138H51ZM81 141H83V140H81ZM80 141V142H81ZM88 141V140H87ZM115 141V140H114ZM121 141V140H120ZM140 141H142V139L140 140ZM155 141H157V140H155ZM160 141V140H159ZM159 141H157V142H159ZM166 141H168V140H166ZM166 141H165V143H166ZM201 141H202V139H201ZM201 141H199V139H198V141L197 142H200L199 144H201ZM215 141L216 142H218V143H216L215 144ZM231 141V142H230ZM1 142V141H0ZM33 142V141H32ZM37 142V141H36ZM40 142V141H39ZM38 142V143H39ZM89 142V141H88ZM87 142V143H88ZM116 142V141H115ZM133 142H134V140H133ZM146 142V141H145ZM153 142V141H152ZM151 142V143H152ZM156 142V143H157ZM160 142H162L161 144L162 145H160L161 147L163 146V143H164V139H163V141H160ZM194 140L193 141H191L190 143L193 145L194 143ZM197 142H195V144L197 143ZM213 142V143H212ZM232 143V144H230V143ZM4 143H6V142H3V145H6V144H4ZM22 143V144H23ZM50 143V142H49ZM52 143V142H51ZM54 143H56L55 141H54ZM86 143V144H87ZM96 143V142H95ZM111 143V142H110ZM109 143V144H110ZM130 143V142H129ZM128 143V144H129ZM142 143V142H141ZM150 143V142H149ZM174 143H176V142H174ZM176 143V144H177ZM186 144H187V148H193V146L195 145H193L192 147H188L189 145H188V143L189 142H185ZM233 143H234V145H233ZM21 144V145H22ZM32 144V145H31ZM81 144H82V142H81ZM90 144V143H89ZM128 144H127V146H128ZM191 144H190V146H191ZM198 144V143H197ZM204 143L202 142V145H203ZM213 144H215V146H213ZM22 146V147H25V146ZM42 145H45V144H43L42 143ZM51 145V144H50ZM91 145V144H90ZM122 145V144H121ZM132 145V144H131ZM135 145V144H134ZM138 145V144H137ZM166 145V144H165ZM168 145V144H167ZM166 145V146H167ZM175 146V148H177V147H179V146ZM202 145H200L201 147H204V146H202ZM205 145V148L207 147ZM31 146V148L35 151V150H38L37 152H38V156H39V158L41 159V160H39V158H38V156L36 155L37 153L35 152L34 154H33V150H29L32 154L30 155L29 153H27V152H29L28 151V147H30ZM40 146V148H38V147ZM46 146V145H45ZM101 146V145H100ZM115 146V145H114ZM126 146V147H127ZM140 146H142L141 144H140ZM146 146H148L147 145V143H146ZM173 146H174V144H173ZM199 146V145H198ZM200 146L198 147L199 149H194L195 150V152H199L200 150H203V149H200ZM9 147V148H10ZM42 147V148H41ZM46 147H49V149H50V146H49V144L46 146ZM98 147V146H97ZM145 147V146H144ZM150 147V146H149ZM153 148H152V150H151V152L154 150V146H152ZM155 147H157V146H155ZM164 147V146H163ZM212 147V148H211ZM214 147V148H213ZM215 147H217V150H214V149H216ZM4 148V147H3ZM17 148V149H18ZM54 148V147H53ZM90 148V147H89ZM95 148V147H94ZM102 148V147H101ZM148 148V147H147ZM169 148V145H168V147H167V150L166 151H168V150H170V149H168ZM181 148V147H180ZM184 148V147H183ZM182 148V152L185 150V151H187V150H189V149H187L186 150V148H184L183 149ZM195 148V147H194ZM209 148H210V151L212 150L213 152H210V151H207V150H209ZM11 149V148H10ZM43 151H41V150ZM88 149V148H87ZM92 149H93V147H92ZM97 149V148H96ZM103 149V148H102ZM136 150H137V148H135ZM145 148H143V150H144ZM157 149H158V151L160 150V147H159V145H158V147H157ZM166 148L164 147V150H165ZM174 149V148H173ZM173 149H171V152H172V150ZM89 151H90V149H88ZM132 150V149H131ZM141 150V149H140ZM139 150V151H140ZM143 150H141L142 152H144ZM148 150H150V148L148 149ZM178 150H179V148H178ZM194 150H191V151H194ZM197 150H199V151H197ZM9 151L10 150H7V152L9 153ZM24 151V152H23ZM27 151V152H26ZM49 151V150H48ZM92 151H94V149L92 150ZM91 151V152H92ZM96 151V150H95ZM95 151H94V153H93V155H95ZM138 151V150H137ZM156 151V150H155ZM179 151H181V150H179ZM204 151V150H203ZM11 152V151H10ZM23 154H22V153ZM27 154H29V155H26V153ZM40 152V153H39ZM150 152V151H149ZM150 152V153H151ZM169 152V151H168ZM188 152V151H187ZM189 152H190V150H189ZM80 153V152H79ZM99 153V152H98ZM98 153H97V156H98ZM158 153V152H157ZM174 153V152H173ZM172 153V154H173ZM184 153V152H183ZM191 153H193V152H191ZM191 153H189V156L190 155H192V156H194L193 154H197V153H193V154H191ZM203 153L202 154H199V155H203ZM212 153V154H211ZM235 153V155H236V157H235V160H230L231 159V157H232V155ZM25 154V155H24ZM40 154H43L42 155V157L40 156ZM53 154V153H52ZM69 154V153H68ZM107 154V153H106ZM121 154V153H120ZM130 154H131V152H130ZM138 154V153H137ZM139 154H141V155H143V153H139ZM147 155H148V153H146ZM152 154H154V153H152ZM33 155V156H32ZM35 155V156H34ZM92 155V156H93ZM108 155V154H107ZM151 155V154H150ZM149 155V156H150ZM167 155V154H166ZM175 155H177V153L175 154ZM179 155V154H178ZM181 156L183 155L182 153L180 154ZM184 155H188V154H184ZM212 155V156H213ZM14 156H15V158H14ZM17 156V157H16ZM20 156V157H21ZM53 158H51V157ZM59 156V155H58ZM72 156V155H71ZM83 156V155H82ZM113 156V155H112ZM135 156V155H134ZM137 156V155H136ZM145 156V155H144ZM149 156H147V157H149ZM173 156V155H172ZM216 156V157H217ZM33 157V158H32ZM94 157V156H93ZM99 157V156H98ZM104 157V156H103ZM154 157H155V155H154ZM180 156H178V158H179ZM183 157V156H182ZM182 157L181 158H179V160L180 159H182ZM185 157V156H184ZM199 157V156H198ZM201 157V159H202V156H200ZM234 157V156H233ZM232 157V158H233ZM9 158V159H8ZM17 158L19 159V162L21 163V167H19V169H20V171L16 174V172H12V173H14V174H11V171H10V169H12V170H14V169H17L16 167H18L19 166V162H16V161H18L17 160ZM30 158V159H29ZM32 158V159H31ZM36 158V159H35ZM44 160H43V159ZM56 158V157H55ZM61 158V157H60ZM100 158V157H99ZM119 158V157H118ZM135 158V157H134ZM141 158H144V157H141ZM170 159L172 158V157H169ZM187 158V157H186ZM189 158V157H188ZM187 158V159H188ZM192 158V157H191ZM196 158V157H195ZM218 158V157H217ZM5 159H7L6 161H5ZM23 160V162H22V160ZM36 161H35V160ZM51 159V160H50ZM62 159V158H61ZM61 159H59V160H61ZM64 159V158H63ZM88 159H89V157H88ZM88 159L87 160H85V161H88ZM102 159V158H101ZM121 159V158H120ZM166 159H168V158H166ZM165 158H164V160H165V162H166V165L168 166V164H170L169 162H167V160H166ZM173 160H175V157L174 158H172ZM185 159V158H184ZM205 159H203V160H205ZM212 159V160H211ZM10 160H12L11 162H9ZM21 160V161H20ZM31 160V161H30ZM47 160V161H46ZM49 160H50V162H49ZM52 160H54V161H52ZM81 160V159H80ZM84 160V159H83ZM90 160V159H89ZM99 160V159H98ZM132 160H135V159H133L132 158ZM137 160V159H136ZM147 160H149V158L147 159ZM186 160V159H185ZM185 160L183 161V162H185ZM203 160H202V162H203ZM215 160V161H214ZM226 160H228V163L226 162V164H228L226 167L225 166H222L221 167V165H223V164H221V162H223V161H226ZM13 161H14V163H13ZM46 161V162H45ZM52 161V162H51ZM62 161V160H61ZM67 161H69V160H67ZM71 161V160H70ZM82 161V160H81ZM101 161V160H100ZM104 161V160H103ZM150 161V163L152 162L151 160H149ZM169 161V160H168ZM192 161H194V162H196V161H198V159L197 160H193L192 159ZM192 161H190V163H192ZM208 161H205V163H209ZM5 162H9V164H10V166H9V164H7V163H5ZM48 162V163H47ZM80 162V161H79ZM121 162V161H120ZM124 162H126V161H124ZM134 162H136V161H134ZM164 162V163H165ZM174 162H176V161H174ZM174 162H172V164L171 165H173V163ZM199 162V161H198ZM217 162H219V163H217ZM17 163H19L18 165H17ZM45 163V164H44ZM50 163V164H49ZM52 163V164H51ZM100 163V162H99ZM149 162H148V164H150ZM153 163V162H152ZM151 163V164H152ZM161 163H163L162 161H161ZM161 163H157L158 165L160 164L161 165ZM168 163V164H167ZM188 163H189V161H188ZM210 163H212V162H210ZM13 164V165H12ZM49 164V165H48ZM82 164H83V162H82ZM97 164V163H96ZM130 164V163H129ZM135 164V163H134ZM136 164H137V162H136ZM140 164V163H139ZM151 164H150V166H151ZM156 164V165H157ZM175 164H177V163H175ZM193 164V163H192ZM219 164V165H218ZM42 165H46L45 167L44 166H42ZM65 165V167L67 166V162L64 164ZM79 165V164H78ZM145 165V164H144ZM155 165V166H156ZM165 167H167L165 164H162V167L164 168V166ZM171 165H169V166H171ZM178 165V164H177ZM194 166L193 167H195L196 165H198V166H196V167H200L199 166V164L197 163V164H193ZM201 165V164H200ZM207 167H209L207 164H205ZM204 165V166H205ZM218 165V166H217ZM12 166H14V167H12ZM41 166V167H40ZM48 166H50V167H48ZM61 166V165H60ZM82 166V168H83V166L84 165H81ZM80 166V167H81ZM100 166H102V167H105L106 165H99V167ZM113 166V165H112ZM155 166H153V167H151V168H157V166L155 167ZM168 166V167H169ZM186 166V165H185ZM188 166V165H187ZM186 166V167H187ZM43 167V168H42ZM48 167V168H47ZM101 167V168H102ZM134 167V166H133ZM136 167H139V165L137 166H135L134 168H136ZM175 167V166H174ZM174 167H172V168H174ZM182 167V166H181ZM184 167V166H183ZM182 167V168H183ZM186 167H184V168H186ZM189 167V166H188ZM187 167V168H188ZM192 167V166H191ZM200 167V168H201ZM206 167V168H207ZM213 167V168H212ZM214 167H216V168H214ZM41 168V170L43 169V171L44 172H46V170L47 169H52V171H51V174H49V173H43V174H37V173H39L40 171L38 170V169H40ZM45 168V169H44ZM79 168V167H78ZM106 168V167H105ZM113 168V167H112ZM142 168V167H141ZM147 168H149V167H147ZM161 168V167H160ZM160 168H159V170H160ZM163 168H161L162 170H163ZM190 168V167H189ZM2 169H3V171H2ZM6 169V170H5ZM19 169H17V170H19ZM61 169V171L64 173V171H65V168H60ZM71 169H72V167H71ZM99 169V168H98ZM150 169V168H149ZM148 169V171H151V170H153V169H150L149 170ZM176 171L178 170V169H176V167L174 168ZM173 169V170H174ZM181 169V168H180ZM192 169H194V168H192ZM4 170H5V172H4ZM54 170V171H53ZM64 170V171H63ZM68 170V169H67ZM80 169H78V171H79ZM140 170V169H139ZM156 170V169H155ZM158 170V169H157ZM172 170V171H173ZM191 170V169H190ZM195 170V169H194ZM193 170V171H194ZM7 171H9L10 173L8 174L7 173ZM15 171V170H14ZM39 171V172H38ZM85 171V170H84ZM91 171V170H90ZM107 171V170H106ZM136 171V170H135ZM147 171V172H148ZM189 171V170H188ZM192 171V172H193ZM26 173L27 174V172H28V174L25 176V175H22L23 173ZM30 172V173H29ZM79 172H81V171H79ZM101 172V174H102V176L101 177H103V175H105L103 172H104V168H103V170L101 169H99V173ZM119 172V171H118ZM117 172V173H118ZM137 173L139 172V171H136ZM164 172H167L168 173V168H167V170L165 171V169H164ZM175 172V171H174ZM178 172V171H177ZM177 172H175V173H177ZM184 172H186V170L184 171ZM195 172H198V171H195ZM194 172V173H195ZM202 171H199V174H198V178H199V175H200V173H201ZM204 172H206V173H209V174H205ZM53 173V174H52ZM67 173V172H66ZM70 173V172H69ZM130 173V172H129ZM133 173V172H132ZM150 173V172H149ZM156 172H154V174H155ZM161 173V172H160ZM167 173H166V175H167ZM183 173V172H182ZM181 173V174H182ZM186 173H188V175L190 174V176H192V174H194V173H189V172H186ZM186 173H185V175H186ZM79 174V173H78ZM96 174V173H95ZM139 174H141V173H139ZM139 174H138V179H139ZM157 174V173H156ZM169 175H171V172H169L168 173ZM184 174V173H183ZM182 174V175H183ZM203 174H204V176H206L205 178H204V176H203ZM25 176L22 180H21V178H20V176ZM99 175H97L98 177H99ZM134 175V174H133ZM172 175H173V177L175 176L174 175V173L172 172ZM178 175V174H177ZM194 175H196V174H194ZM78 176V175H77ZM90 176V175H89ZM151 176H152V174H151ZM150 175H149V178L151 177ZM155 176V175H154ZM157 176V175H156ZM155 176V177H156ZM181 176V175H180ZM233 177L234 178V180H230V178H228V177ZM238 177V179L236 178L235 179V177ZM66 178H67V176H65ZM128 177V176H127ZM143 177V176H142ZM140 178V179H143V178ZM153 177V176H152ZM151 177V178H152ZM153 178V180H152V182L154 183V186H156V187H154L153 189H154V191L152 190V185L150 184V183H148V184H150L151 185V190H152V192L154 193V195L153 196H155V198H157L156 200L155 199H153L152 198V196H147L144 192H146V190H147V188H146V190L143 192L145 195H146V198L147 197H149V198H151V199H146L145 198V201L146 200H148V202H147V206H149V204H150V207L149 208H152L153 210H151V209H149V210H151V213L150 212H148V213H150V215L151 214H153V215H151V217L152 216H155L156 215V213H158V212H161V214L163 213V212H165V210L163 211V209H165V207H166V210L168 209L169 210V208H167V206L165 205L166 204V201L167 202H170V201H172V199L173 200H175L178 196H176L175 198H172L171 200H169L170 198H169V196H168V192L169 191H167V189L166 188H168V186L170 185V183L169 182H165V180H168L169 181V179H167L166 177L167 176H164L165 178H163L164 179V182H163V180H162V177L161 176H157L156 178H157V180L159 179H161L160 181H157V183H156V181L154 182V179L156 180V178ZM160 177V178H159ZM171 176H169V178H170ZM183 177V176H182ZM195 178H194V180L196 179V176H194ZM15 178H20V180L19 181H16V179ZM72 178V177H71ZM80 178V177H79ZM104 178H106V176H104L103 177V179ZM135 178V177H134ZM146 178V177H145ZM148 178V177H147ZM178 178V177H177ZM177 178H175L176 180H178ZM189 178V177H188ZM220 178V179H219ZM232 178V179H233ZM101 179V178H100ZM140 179H139V181H140ZM171 180H172V178H170ZM175 179H173L172 180V184H174L175 183ZM183 179H185V178H183ZM190 179V178H189ZM192 179V178H191ZM225 179V178H224ZM90 180V179H89ZM146 180V179H145ZM171 180H170V182H171ZM179 180H181V179H179ZM188 180V179H187ZM197 180V179H196ZM200 180V182L202 181L201 179H199ZM199 180H197L198 181V183H197V181H194V182H196L197 184H201V183H199ZM221 180H223V179H221ZM77 181H79V179L77 178ZM82 181H84L83 179H82ZM99 181V180H98ZM105 181V183H106V179L104 180ZM104 181H102V179H101V182H104ZM114 180H112V182H113ZM138 181V180H137ZM186 181V179L184 180V182ZM190 181V180H189ZM193 181V180H192ZM214 181H212L213 183H214ZM73 182V181H72ZM81 182V181H80ZM80 182H79V184H80ZM89 182H91V181H89ZM100 182V181H99ZM129 182V181H128ZM141 182V181H140ZM147 182H148V179H147ZM149 182H151L150 180H149ZM184 182H182L181 181V183L182 184H184L185 186H187L188 185V183L186 182V184L184 183ZM193 182V183H194ZM206 182V181H205ZM83 183V182H82ZM86 182H84V184H85ZM165 183H168L167 185V187L165 188L164 187V189L166 190H164V189H162L161 187H159V188H161V192H162V194H160L161 192H157L158 190L160 191V189H158L157 188V185L158 186H160V185H163V186H165L164 184ZM177 183H179V182H177ZM177 183H176V185H177ZM181 183H179L178 184V187H180L181 186ZM195 183V184H196ZM203 183V182H202ZM220 183V182H219ZM73 184V183H72ZM83 184V185H84ZM94 184V183H93ZM101 184V183H100ZM107 184H109L108 182H107ZM107 184H104V186H107V187H109ZM139 184V183H138ZM142 184H145V183H142ZM142 184H140V185H142ZM195 184H193V185H195ZM211 183H209V185H210ZM114 185V184H113ZM146 185V184H145ZM175 185V186H176ZM183 185V187L181 186L180 187V191H178L177 193L178 194H184V192H182V191H187L186 193H189L192 189L194 190V188L196 189V187H197V185H195L194 186V188H193V185H192V187L189 185L188 187L189 188H191L189 191H188V188H186V189H184V190H182L181 188H185V186ZM201 185H205V184H201ZM212 185V184H211ZM94 185H92V187H93ZM101 186H103V183H102V185ZM100 186V187H101ZM103 186V187H104ZM111 186V185H110ZM129 186V185H128ZM137 186V185H136ZM139 186V185H138ZM137 186V187H138ZM149 186V185H148ZM200 186V185H199ZM96 187V186H95ZM95 187H93V189L95 188ZM106 187V188H107ZM117 184H116V189H117ZM140 187V186H139ZM206 187V188H205ZM219 187H220V185H219ZM222 187V186H221ZM76 188V189H75ZM111 188V187H110ZM141 188H142V186H141ZM149 188V187H148ZM156 188H157V191H156ZM170 188H173V187H170ZM202 188V187H201ZM204 188H205V191H206V194H208V195H206L205 194V196H204V194H203V198H206L207 197V200H209L210 202H212L213 201V199H212V197H214L215 196V192L217 191V194H218V192H219V190H218V188H216L215 187V185L213 186H211L210 188L211 189H209L208 187H207V183H206V186H204ZM88 188H85V190H87ZM90 189V188H89ZM95 189V190H96ZM198 190L200 189V187H198L197 188ZM196 189V190H197ZM221 189H223V188H221ZM92 190V189H91ZM94 190V191H95ZM102 190V191H101ZM100 190V192L101 193H103L104 194V191H103V188ZM104 190H105V187H104ZM150 190V189H149ZM149 190H148V193H150L151 192V190H150V192H149ZM168 190H170V189H168ZM175 190V189H174ZM178 190V189H177ZM176 190V191H177ZM182 190V191H181ZM196 190H195V192H196ZM200 190H202V189H200ZM88 192H89V190H87ZM114 191V190H113ZM117 190H115V192H116ZM134 191H136V190H134ZM139 191V190H138ZM141 191H143V190H141ZM155 191H156V193H155ZM165 191V193H167L166 195L168 196H166V195H164L163 194V192ZM172 191V190H171ZM91 192V191H90ZM115 192H113L114 194H115ZM122 192V191H121ZM152 192L150 193V194H152ZM180 192V193H179ZM191 192H194V191H191ZM191 192H190V194H191ZM195 192L192 194V196H194V194H195ZM200 192V191H199ZM225 192H226V190H225ZM225 192H222V193H225ZM231 192V191H230ZM229 192V193H230ZM232 192V193H233ZM96 193H97V195H96ZM100 193V194H101ZM134 193V192H133ZM147 193V192H146ZM158 193H159V196L161 195H163V197H158ZM171 193V192H170ZM177 193L175 192V194L177 195ZM185 193V194H186ZM102 194V195H103ZM104 194V195H105ZM139 194V193H138ZM144 194H143V196H144ZM190 194H188V195H190ZM197 194V193H196ZM195 194V196H198V195H196ZM199 194V193H198ZM202 193H200V195H201ZM225 194H228L227 192L225 193ZM224 194V195H225ZM231 194V193H230ZM95 195H96V197H95ZM133 195V194H132ZM137 195V194H136ZM141 195H142V192H141ZM157 195V196H156ZM173 194H171V196H172ZM187 195V196H188ZM223 194H221L220 196H222ZM235 195V194H234ZM233 195V196H234ZM107 196V195H106ZM139 196V195H138ZM142 196V197H143ZM164 196H166V197H164ZM191 196V195H190ZM189 197L188 199H190L191 200V202H190V200H189V203H192V199L191 198H193V197ZM209 196V197H208ZM230 196H232V195H230ZM122 197V196H121ZM133 197V196H132ZM184 197H185V195H184ZM200 197V196H199ZM211 197V199H209ZM113 198V199H112ZM140 198V197H139ZM169 198V199H168ZM182 198V197H181ZM186 198V200H187V197H185ZM197 198V197H196ZM201 198V197H200ZM200 198H199V201H200ZM215 198H216V196H215ZM221 198V197H220ZM227 198H229L228 197V195H227ZM119 199V200H118ZM162 199V200H161ZM166 199H168V200H166ZM193 199H195V198H193ZM217 199H218V196H217ZM233 199V198H232ZM118 200V201H117ZM122 200H120V201H122ZM126 200V199H125ZM133 200V199H132ZM139 200V199H138ZM142 200H144V198L142 199ZM151 202H150V201ZM155 200V201H154ZM179 200V199H178ZM178 200H176V202H175V204L177 203H179V201ZM185 200V199H184ZM227 200V199H226ZM234 200V199H233ZM136 202H137V200H135ZM140 202H141V200H139ZM236 201V200H235ZM111 202H113V205H112V203ZM115 202V203H114ZM116 202H117V204H116ZM126 202V201H125ZM135 202V203H136ZM140 202H138V203H140ZM150 202V203H149ZM154 202V203H153ZM158 202V203H157ZM161 202V203H160ZM164 202V204H162ZM202 202V201H201ZM216 202H217V200H216ZM223 202V201H222ZM227 202V201H226ZM138 203H136V204H138ZM142 203V205H143V201L141 202ZM145 203V202H144ZM157 205H156V204ZM181 203V202H180ZM179 203V204H180ZM184 203V202H183ZM193 203H194V200H193ZM196 203V202H195ZM194 203V204H195ZM203 203H204V201H203ZM103 204H105V205H103ZM114 204H116V206L114 205ZM121 205H123V202H121L120 203ZM128 204V203H127ZM161 204V205H160ZM172 204H174V201H173V203ZM182 204V203H181ZM234 204V203H233ZM130 205V204H129ZM133 205V204H132ZM131 205V206H132ZM140 205V204H139ZM142 205H140V206H142ZM152 205V206H151ZM163 205V206H162ZM186 205H189V204H186ZM196 205H199L198 203L196 204ZM196 205H195V207H196ZM139 206V208H143L144 209V207H140ZM144 206V205H143ZM146 206V207H147ZM156 206V208L157 209H154V207ZM173 206V205H172ZM185 206V205H184ZM192 206H193V204H192ZM133 207V206H132ZM163 207V208H162ZM168 207H170V205L168 206ZM194 207V206H193ZM194 207V208H195ZM199 207V206H198ZM135 208V207H134ZM177 208V207H176ZM180 208V207H179ZM188 208H189V206H188ZM190 208H192V207H190ZM200 208V207H199ZM199 208H197V209H199ZM124 209V208H123ZM122 209V210H123ZM138 209V208H137ZM137 209H135V210H137ZM148 209V208H147ZM172 209V208H171ZM175 209V208H174ZM140 211H142L141 209H139ZM145 210V209H144ZM143 210V211H144ZM157 210V211H156ZM182 210V209H181ZM205 210V209H204ZM129 211V210H128ZM176 211V210H175ZM210 211V210H209ZM220 211V212H219ZM225 212H226V210H224ZM231 211V210H230ZM137 212V211H136ZM145 212V211H144ZM143 212V213H144ZM152 212H156L155 214L154 213H152ZM170 212V211H169ZM182 212H183V210H182ZM182 212L180 211V213L179 214H182ZM186 212H187V210H186ZM193 212H194V210H193ZM207 212V211H206ZM120 213L122 214V215H120ZM140 213V212H139ZM139 213H136V214H139ZM142 213V212H141ZM172 213V212H171ZM176 213H177V211H176ZM183 213H185V212H183ZM232 213V212H231ZM135 214V213H134ZM160 214V213H159ZM160 214V215H161ZM167 213H164V215H166ZM169 214V213H168ZM178 214V215H179ZM198 214V213H197ZM202 214V213H201ZM200 214V215H201ZM230 214V213H229ZM125 215V214H124ZM133 215V214H132ZM163 215V214H162ZM178 215H176V216H178ZM188 215V214H187ZM198 216V215H194V214H191V215H188L187 217H189V216H191L190 217V219L191 218H193V220L191 219H189V220H187L186 221V223H189V221L192 223H190V225H193L194 224V226L193 227H195L196 228V226H198V224H200V221H202L203 219H202V217H203V215H201V216ZM223 215H225L224 213H223ZM227 215V214H226ZM121 216V217H120ZM138 216V215H137ZM140 216H141V214H140ZM143 216V215H142ZM147 216V215H146ZM145 216V217H146ZM170 216H173L172 214L170 215ZM181 216V215H180ZM220 216V215H219ZM144 217V216H143ZM149 215H148V217L147 218H149V220H150V218H151ZM166 217V216H165ZM221 217V216H220ZM118 218L120 219V220H118ZM140 218V217H139ZM155 218V217H154ZM158 218H160V217H158ZM163 218V217H162ZM172 218V217H171ZM176 218H178V217H176ZM176 218H174V219H176ZM181 218H182V216H181ZM200 218H201V220H200ZM219 218V217H218ZM164 219V218H163ZM174 219H173V221H174ZM179 219V218H178ZM222 219V227L223 228H225L224 227V225H223V223L224 224H227L228 222H229V224L228 225H232V224H230V221L232 222V218H230L229 217V219H228V217L226 216V217H222L221 218ZM231 219V220H230ZM117 220L119 221V222H117ZM125 220H127V219H125ZM140 220V219H139ZM165 220H166V218H165ZM170 220V219H169ZM182 220V219H181ZM218 220H220V219H218ZM134 221V220H133ZM136 221V220H135ZM157 221L158 220H156V223H157ZM172 221V220H171ZM180 221V220H179ZM194 223H193V222ZM208 221V220H207ZM234 221V220H233ZM137 222H138V220H137ZM143 222H144V220H143ZM142 221H141V223H143ZM151 223L153 222L152 221V219H151V221H150ZM159 222V221H158ZM184 222V221H183ZM197 222H199V223H197ZM204 221H202V223H203ZM210 222V221H209ZM214 222V221H213ZM235 222V223H236ZM139 223V222H138ZM144 223H147V222H144ZM143 223V224H144ZM150 223V224H151ZM163 223H164V221H163ZM170 223V222H169ZM179 223V222H178ZM181 223V222H180ZM185 223V222H184ZM195 223H197L196 225H195ZM219 223V222H218ZM233 223V222H232ZM124 224V223H123ZM137 224V223H136ZM149 224V225H150ZM171 224V223H170ZM173 224V223H172ZM175 224H177V223H175ZM209 224H211V223H209ZM212 224H214V223H212ZM127 225V224H126ZM129 225V224H128ZM151 225H154V224H151ZM157 225H158V223H157ZM204 225V224H203ZM234 225V224H233ZM125 226V225H124ZM155 226V225H154ZM159 226V225H158ZM171 226V225H170ZM175 226V225H174ZM187 226V225H186ZM207 226V225H206ZM212 226H215V225H212ZM134 226H132L131 228H133ZM149 226H147L146 227V230H147V228H148ZM152 227V226H151ZM173 227V226H172ZM177 227V226H176ZM179 227V226H178ZM185 227V226H184ZM191 227V226H190ZM199 227V226H198ZM235 227V226H234ZM125 228V227H124ZM162 228V227H161ZM161 228H159V230H161ZM166 228H168V227H165V230L167 231V229ZM182 228V227H181ZM180 228V229H181ZM206 228V227H205ZM208 228H210L209 230H211V232H212V230H213V227H208ZM212 228V229H211ZM216 228H217V226H216ZM219 228H221V227H219ZM126 229H127V227H126ZM125 229V230H126ZM137 229V228H136ZM149 229V228H148ZM154 229V228H153ZM157 229V227H155V229L154 230H156ZM164 229V228H163ZM169 229V228H168ZM197 229V228H196ZM226 229V228H225ZM121 230H122V228H121ZM131 230V229H130ZM133 230H135V229H133ZM175 230V229H174ZM182 230V229H181ZM192 230H194V229H192ZM200 230V229H199ZM208 230V229H207ZM206 230V231H207ZM215 230V229H214ZM222 230H224V229H222ZM226 230H228V229H226ZM216 231V230H215ZM124 232V231H123ZM162 232H165V231H162ZM187 232H189V231H187ZM199 232V231H198ZM210 232V231H209ZM228 232H229V230H228ZM228 232H226L227 234H228V236H227V234L226 233H224V235H225V237H227V238H225L226 240L229 238V233ZM127 233V232H126ZM140 233V232H139ZM158 233V232H157ZM177 233H179L178 231H177ZM195 233V232H194ZM217 233V232H216ZM135 234V233H134ZM138 234V233H137ZM137 234H135V236L137 235ZM171 234H172V232H171ZM184 234V233H183ZM191 234V233H190ZM206 234V233H205ZM219 234V233H218ZM233 234V235H232ZM238 234V235H237ZM124 236H125V234H123ZM154 235V234H153ZM156 235V234H155ZM154 235V236H155ZM166 234H164V236H165ZM168 235V234H167ZM170 235V234H169ZM176 235H178V234H176ZM179 235H180V233H179ZM188 235V234H187ZM199 235V234H198ZM211 235H212V233H211ZM221 236H222V234H220ZM127 236V235H126ZM159 236V235H158ZM171 236H173V234L171 235ZM175 236V235H174ZM174 236L172 237V238H174ZM180 236H182V233H181V235ZM180 236H176L177 237V241H179V238H180ZM184 236V235H183ZM209 236V235H208ZM213 236V235H212ZM139 237V236H138ZM151 237V236H150ZM160 237H162V234H161V236ZM185 237V236H184ZM183 237V238H184ZM190 237H193V236H190ZM200 237V236H199ZM213 237H216L215 235L213 236ZM220 237V236H219ZM232 237H230V238H232ZM141 238V237H140ZM143 238V237H142ZM183 238H181L182 240H184ZM224 238V237H223ZM131 239V238H130ZM138 239V238H137ZM149 239V238H148ZM152 239V238H151ZM158 239V238H157ZM168 240L170 239L171 240V238H167ZM181 239H180V241H181ZM187 239V238H186ZM190 239V238H189ZM193 239V238H192ZM201 239H203L202 238V235H201ZM206 239V238H205ZM219 239V238H218ZM133 240V239H132ZM153 240V242L155 241L154 239H152ZM159 240V239H158ZM165 240V239H164ZM169 240V244L171 243V241ZM174 240V239H173ZM191 240V239H190ZM213 240V239H212ZM229 240H231V239H229ZM229 240H227V241H225L226 243L229 241ZM231 240V241H232ZM138 241V240H137ZM136 241V242H137ZM163 241V240H162ZM166 241V240H165ZM164 241V242H165ZM175 241V240H174ZM177 241H176V243H177ZM199 241V240H198ZM200 241H202L203 242V240H200ZM209 241V240H208ZM214 241H215V239H214ZM133 242H134V240H133ZM190 242V241H189ZM216 242V241H215ZM230 242V241H229ZM120 243V242H119ZM118 243V244H119ZM128 244H129V242H127ZM127 243H125L126 245H127ZM167 243V244H168ZM173 243V242H172ZM185 244L186 243V241L184 242H180V244ZM212 243V242H211ZM218 243V242H217ZM225 243V244H226ZM137 244V243H136ZM151 244H152V242H151ZM161 244V243H160ZM159 244V245H160ZM166 244V243H165ZM168 244V245H169ZM192 244V243H191ZM190 244V245H191ZM216 244V243H215ZM219 244V243H218ZM229 244L227 243V245L229 246ZM148 245V244H147ZM175 245V244H174ZM187 244H185V248H188L187 246H186ZM189 245V246H190ZM195 245H197V243L195 244ZM204 245H205V242H204ZM220 245V244H219ZM234 245V246H233ZM131 246H132V244H131ZM153 246V245H152ZM151 246V247H152ZM155 246H156V244H155ZM154 246V247H155ZM172 246H173V244H171V246H168V247H170V249L172 248ZM194 246V245H193ZM192 246V247H193ZM201 246V245H200ZM202 246H203V244H202ZM217 246V245H216ZM215 246V247H216ZM221 246V245H220ZM116 247H118L119 248V251L117 252V250H116ZM133 248H134V246H132ZM138 247V246H137ZM136 247V248H137ZM153 247V248H154ZM163 247H165V246H163ZM163 247H161V248H163ZM166 247H167V245H166ZM166 247L165 248H163V249H166ZM175 247V246H174ZM191 247V248H192ZM210 247V246H209ZM215 247H214V249H215ZM223 247V246H222ZM227 247V246H226ZM225 247V248H226ZM181 248V250H182V254L184 253V247H183V249H182V247H180ZM180 248H179V250H180ZM190 248V247H189ZM190 248V249H191ZM195 248H196V246H195ZM157 249V248H156ZM168 249V248H167ZM166 249V250H167ZM208 249V248H207ZM224 249V248H223ZM136 250V249H135ZM169 250V249H168ZM173 249H171V250H169V251H172ZM175 250V249H174ZM202 250H204L203 248H202ZM217 250V249H216ZM219 250H221L220 248H219ZM142 250H140V252H141ZM144 251V250H143ZM146 251V250H145ZM164 251V250H163ZM176 251V250H175ZM205 251V250H204ZM206 251H208V250H206ZM224 251H225V249H224ZM167 252V251H166ZM174 252V251H173ZM181 252V251H180ZM195 252V251H194ZM197 252V251H196ZM202 252V251H201ZM235 252V253H236ZM155 252H153V254H154ZM158 253V252H157ZM170 253V252H169ZM174 253H177L178 254V251L177 252H174ZM188 253V252H187ZM187 253H185V254H187ZM210 253H212V251L210 252ZM223 253V252H222ZM181 254V253H180ZM181 254V255H182ZM198 254H199V252H198ZM209 254V253H208ZM213 254V253H212ZM219 254V253H218ZM228 254H230V253H228ZM232 254V253H231ZM172 255V254H171ZM173 255H175V254H173ZM189 255V254H188ZM195 255V254H194ZM216 255V254H215ZM222 255H224V254H222ZM226 255H227V251H226ZM178 256H180L179 254H178ZM185 256V255H184ZM189 256H191V255H189ZM193 256V255H192ZM197 256V255H196ZM195 256V257H196ZM221 256V255H220ZM231 256V255H230ZM173 257H175V256H173ZM177 257V256H176ZM175 257V259L177 260L178 258H176ZM183 257V256H182ZM181 257V258H182ZM188 257V256H187ZM186 257V258H187ZM216 257H218V256H216ZM224 257V256H223ZM226 257V256H225ZM231 257H233V256H231ZM151 258H149V259H151ZM185 258V259H186ZM200 258V257H199ZM203 258H205L204 256H203ZM211 258V257H210ZM220 258H222V256L220 257ZM227 258H228V256H227ZM185 259H183V260H185ZM197 259V258H196ZM213 259V261H215L214 260V258H212ZM225 259V258H224ZM234 259V258H233ZM172 260V261H171ZM182 260V261H183ZM189 260V259H188ZM217 260V259H216ZM226 260V259H225ZM229 259H227V261H228ZM190 261V260H189ZM191 261H193L194 262V259L192 258V260ZM197 261H199V260H197ZM201 261V260H200ZM231 261V260H230ZM178 262V261H177ZM184 262V261H183ZM183 262H182V264H183ZM185 262H187V261H185ZM208 262V261H207ZM209 262H211L210 260H209ZM180 262H178L177 264H179ZM191 263V262H190ZM190 263H188V264H190ZM197 263V262H196ZM203 263H204V261H203ZM202 263V264H203ZM223 263H224V261H223ZM232 263V262H231ZM193 264V263H192ZM197 264H200V263H197ZM218 264V263H217ZM225 264V263H224ZM235 264V263H234Z\"/></svg>",
    "mask_w": 264,
    "mask_h": 264
}]
</instances>
